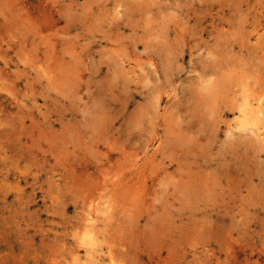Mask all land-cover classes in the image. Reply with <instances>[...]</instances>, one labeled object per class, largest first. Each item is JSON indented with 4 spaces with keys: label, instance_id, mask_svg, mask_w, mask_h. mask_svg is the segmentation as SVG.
Wrapping results in <instances>:
<instances>
[{
    "label": "rangeland",
    "instance_id": "374dc122",
    "mask_svg": "<svg viewBox=\"0 0 264 264\" xmlns=\"http://www.w3.org/2000/svg\"><path fill=\"white\" fill-rule=\"evenodd\" d=\"M87 1L89 0H18V1L8 0V2L7 0H0V11H1L0 13L1 14L0 15V44H1L0 45V53H1L0 54V91L2 92V94L5 95L2 97L0 96V264H88V261L84 262L83 259L82 260L75 259V256L73 254L75 253V250H76L75 255L78 253L77 250L79 251L81 255L86 254L85 246L83 244H80L79 241H83V238L90 239L93 235L96 236V238L98 239V242L100 243L99 245V249L101 250L100 253L103 251V249L107 251L110 245H112L115 248V253L119 251V254L121 255V256L119 255L121 260L118 259L117 262L120 264H133L134 262H136L134 264H168L167 262H169V264H173V263L174 264H264V224H263L264 223L263 222L264 221V150L262 152V149L259 147L260 144L254 145L252 143L254 142L253 140L252 141L245 140V142L246 141L247 142L244 143L243 141L244 139L241 141H238V139L235 140L236 144L238 142L237 145L233 144L235 145L233 146L236 148L235 150V148H233L230 145L231 138L229 137L228 132L233 129L236 135L238 134V132L240 133L238 129L230 128V122H233V124H235V119L239 113L236 110V112H230V114L222 115L220 114L219 111H217L218 105L225 106V103L227 104L230 101L231 102L234 101L233 96L236 101L239 100L238 102L240 101L242 102L244 95L246 93H250L251 95H253L257 93L256 90H259V91L262 90L261 92L264 97V93H263L264 92L263 91L264 82L262 81L264 78V70H263L264 61L262 60L263 58L261 57L260 49H257L256 47L257 44L255 43V41H256L257 36L255 34H251V35L248 34V32L250 33L249 28L251 29L252 26H246L243 28V26L240 25L241 24L240 20H238L237 21L238 23H236V25L231 24L232 22L230 23L229 21H226L225 23L223 22L220 23L219 25L221 27V28L219 27L220 32L215 31V28L212 25L209 26L208 31L201 30L203 26H205L207 23H210V21L206 22L205 13H203L205 11H202L203 10L202 8H204V3L203 2L201 3V1L186 0L187 2H185V0H181V1L179 0L177 1L176 0H172V1L171 0H160L159 2V0H153V1L152 0L151 1L149 0H146V1L145 0H132V1L127 0L128 3H126V0H90V2L92 1L93 3H95V4L92 3L93 5H90L91 3L89 2L88 7L90 8L85 7L87 6L86 5ZM133 1L134 2L136 1V2L133 3ZM190 1L192 2V4L190 3ZM234 1L235 0L230 1V4H232V2L234 3ZM155 2L157 3L163 2L162 4H165V5H162L159 3L157 4ZM252 2L254 3L255 7L254 6L250 7L251 8L250 15L252 16L255 15L254 17L257 18L259 16L258 6H261L262 3H264V0H252ZM124 3L127 6L128 4L130 6L133 3L131 6V8L133 7L132 9L134 12L133 16H131L133 14L131 8L130 10L132 13L129 12L130 11L128 9L129 7L126 9L127 6ZM153 3H155L156 5H153ZM181 3L183 5L180 7L182 8L178 7L179 5H181ZM136 5L138 7H135ZM143 5H145V7H143ZM212 5L213 3L209 4L211 8H212ZM243 6L246 7L247 4ZM99 7L100 9L99 11H97ZM198 7H200L201 10ZM69 8L71 11H68ZM156 8L158 10L160 9L162 10V11L160 10V14H162L161 18L166 19V23L169 24L168 26L166 24V28L164 27L165 24L163 22V19L159 18L160 15H158L159 12ZM165 8L167 11L165 10ZM85 9L86 10L89 9V10H87L86 12ZM115 9L116 11L117 10L123 11L125 9L123 12H121V14L118 11L117 13L121 15L120 17L122 18L121 20H125L124 18H126L127 19V21L125 20L126 22L125 21L120 22L119 15L115 14L116 13L114 11ZM141 9L144 12L145 11L147 12L148 10L147 18L150 15L149 12L152 13V15L149 16L150 19L153 22L157 20V23L161 25L164 24L163 25L164 29L162 28V26L157 27V25L159 24H155L156 22L154 23L156 25L155 26L154 24H152L151 20H149L148 22L145 21V19L148 20L146 18V12L144 15V12H142ZM127 10H129L128 11L129 16L127 12H125ZM186 10L187 12L188 10H190L189 12L192 15V18L190 21H187L188 17L186 18L185 15L182 14L184 13V11L186 12ZM10 11L11 12L15 11V14L14 13L11 14ZM139 11H141L140 14H139ZM155 11L157 12L156 15L158 18L155 17ZM173 11L176 14L177 12H179L176 15L178 16V18L175 15H173L175 14ZM257 11H258V14H257ZM71 12L74 14L72 15ZM168 12H171V13H168ZM212 12L216 14L217 11L214 9L212 10ZM67 13H70V14H67ZM79 13H82V14L84 13V15L81 14L82 15L81 16ZM123 13L124 14L126 13V14L124 15ZM226 13H227V17L231 16L229 15L228 12ZM78 14L80 17L78 16ZM142 14L144 15V17ZM167 14H169L168 15L169 17L166 16ZM202 14H204V16ZM104 15L106 17H104ZM116 15L118 16L117 18H119L118 19L119 21L114 20L116 19L115 17ZM126 15L128 18H130L131 16L130 19L133 18L132 19L133 23L131 22V20L129 22V19L126 17ZM8 16H10L9 18H11L12 20L11 19L9 20ZM15 16H17V18ZM162 16L164 17L166 16L167 18L166 17L164 18ZM69 17L72 20H69ZM101 17H103V20L101 19ZM111 17H113L114 19H112ZM138 17H139V21L138 19H136ZM254 17H252V19H255ZM13 18L15 20L17 19L18 20L15 22ZM258 18L261 21L262 20L264 21V16L262 17L259 16ZM7 19L8 21H11V22L7 23ZM109 19L111 20V22ZM194 19H196V21H193ZM199 19H202V21H200ZM105 20H106V23H102V22H105ZM182 20H183V23H182ZM97 23H99V25ZM127 23L130 24L131 27ZM92 24L95 27L100 26L96 28V30L98 29L97 31L95 30ZM139 24L144 25L145 30L142 27H140ZM132 25H134L133 28H132ZM148 25H151V26H148ZM86 26L88 27L89 32ZM231 26L235 28H232ZM149 27L151 31L153 30L152 32L149 30ZM260 28L262 29L261 31L263 32L264 26H261ZM158 29H159V32L156 31ZM165 29L169 32H167ZM211 29L213 33L209 32ZM227 29H229V31ZM233 29L236 31V36L238 35V33L240 34V37L239 35H238L239 38L237 37L238 39H235L236 36L232 34V32L235 33ZM247 29L248 31H246ZM90 30H93V31H90ZM191 30H193L195 34H193V31ZM25 31L27 32V36H26ZM127 31L129 33H127ZM155 31L157 34L155 33ZM227 31L230 32L229 38H228L229 33H227ZM162 32L164 34H160ZM223 32H225V34H227L228 36L224 35L225 37H223V34H224ZM134 33L135 35L133 38ZM148 33L150 34L148 35ZM165 33L167 34L169 33V35H167L170 37L168 40H166L168 37L167 38L163 37V36H166ZM45 34L47 35V37H49V40H51L50 42L47 41V37ZM119 34H121L120 38H119ZM124 34L126 38L123 36ZM153 34L156 35V37L158 35L159 41L156 38L154 39V37H153L154 40L152 39ZM186 34L188 36L187 40H185V37L183 36ZM231 34L233 35L232 38H231ZM16 35H19V36H16ZM42 35L43 37L44 36L45 37L43 38ZM79 35L80 37L78 38ZM139 35L141 36L140 37L141 41L139 39L137 40V38H139L138 37ZM241 35H244V36L241 37ZM143 36L145 38L147 37L148 38L147 40H149V42H151L150 40H152L151 44H149V42H146V39L143 42L144 40ZM221 36L222 38H219ZM21 37L23 38L25 37L24 38L25 41ZM105 37L108 39H105ZM115 37L116 38L118 37V39L115 40ZM244 37L247 39H245ZM176 38L178 41L176 40ZM71 39H73L74 41ZM119 39H121L120 40L121 42L119 41ZM163 39L167 41L166 43L168 44L171 43L172 45L168 46V44L165 43V46L161 48V46L164 45L163 43L161 44V41ZM219 39H222L220 41L221 45L215 44V43H218L217 41H219ZM132 40L134 42H132ZM156 40L158 41L157 44H156L157 42ZM170 40L171 42H169ZM233 40L235 41L233 42ZM244 40H246L249 43L248 44L246 42L244 43ZM87 41H89L90 43ZM116 41H119V43H116ZM222 41L224 43H222ZM46 42H49V43L46 44ZM68 42H71L70 44L71 45L73 44V45L70 46ZM242 42L244 43V45L239 46ZM225 43L229 44L230 46L225 45ZM132 44L136 46V48ZM196 44L198 45V47H196L197 46ZM207 44L209 47L206 46ZM50 45L53 46V49L52 47H50ZM65 45L66 47L69 46L71 49L69 47L68 49L67 48L61 49V47L63 46L64 48ZM81 45H83V47ZM109 45L111 47V50H110V47H107ZM144 45L145 47L148 48L147 54H145L146 51L142 52ZM156 45L160 47L156 48ZM190 45H192V47ZM100 46H102L101 48L103 49L100 50L99 49ZM121 46L125 47L124 49L127 48V50L122 51L120 48ZM172 46L174 47V53H172V55H175V56H171V54L169 55V53H171V50L170 52H168L170 47L171 49L173 48ZM214 46L218 50V53L216 49L212 48ZM249 46H251L250 49L252 51L249 50ZM113 47L118 48L117 51ZM202 47L203 49H201ZM221 47L222 48L224 47L223 50L225 49L223 53H221L223 51L222 49L220 51ZM226 47H231V48H226ZM45 48L46 49L48 48V49L45 50ZM158 48L160 49L158 50ZM104 49L106 52L107 51L108 52L106 53ZM146 49L144 48V50ZM161 49L163 53L162 52L160 53ZM228 49H229V52H232V54L228 52ZM177 50H178V53L176 52ZM215 50L216 52H213ZM50 51H53L51 52V56L49 55ZM62 51H64L66 54L63 53ZM67 51L69 52L71 51L72 53L71 52L67 53ZM110 51H112V53ZM114 51L116 53L118 52L117 53L118 56L116 53H114ZM148 51L149 52L151 51V52L149 53ZM219 51H220V54H219ZM248 51L250 52L251 55L249 54ZM119 52L120 53L122 52V53L119 54ZM235 52L237 55L234 54ZM251 52H254L255 54ZM164 53L168 55L166 56ZM175 53L178 55V57H176L177 55ZM227 53L229 54V57H224ZM214 54L216 55L218 54V56H215ZM258 54H260V57ZM1 55H4L5 58L1 57ZM74 55H76L77 57ZM108 55H111V56L113 55V57L110 56L111 58L109 60ZM161 55L163 56L165 55L166 57L163 58V56ZM194 55H196V57ZM239 55L240 57H238ZM254 55L255 57H253ZM204 56L206 57L205 58L206 60L203 59ZM230 56H232L231 61L229 59ZM72 57H73V61H72ZM78 57H79L80 63L79 61H76L77 60L76 58ZM93 57L95 60L92 59ZM136 57H137V61H135ZM209 57L210 59L211 58L214 59L215 57L216 60L215 59L210 60ZM114 58H116L118 61H114ZM221 58L222 59L224 58L227 62L224 59L222 60ZM234 58L236 59L238 58L237 59L238 61L236 62V59L234 60ZM252 58L253 59L256 58V60L254 59L255 65H254L253 60H251L252 62L250 61V59ZM151 59H153L154 61H156V63H158L157 71H155V68L153 69V67H151V64L149 65V62ZM174 59H175V62L178 64V68H177L176 63L173 62L176 65L175 67L177 68L176 70L173 68V66H170V65H173L172 63H170V61L172 62V60ZM201 59L202 61H205V62L208 59L209 60L208 62L205 63V62H202ZM107 60H109V62ZM140 60L143 61L140 63L141 66L139 64ZM144 60L147 62L149 60L148 64ZM75 61L78 62L79 64L76 63ZM240 61H242L243 63L242 62L240 63ZM249 61L253 63L255 67L254 66L252 67V64H249L250 63ZM59 62H62L61 64L64 63L62 68H60L61 66L60 64H58ZM68 62H70L71 65H69ZM110 62H113V63H110ZM116 62L118 63V66L120 68L121 66L123 67V65L125 64L126 69L124 67L121 68L122 70L121 72ZM144 62L146 65H144ZM163 62L167 64L165 65ZM179 62H180V65H179ZM246 62L248 63L247 65H245ZM107 63L109 64L110 67L107 65ZM202 63H203V66H202ZM204 63L209 68H205L206 66L204 65ZM213 63H216V64H213ZM57 64L59 65V67ZM65 64H67L66 66L69 65V67L65 68ZM73 64L76 65L75 68H77L76 69L77 71L71 70V69H74V67L72 68ZM222 64H226L228 67H230V69H236V70H233L232 73H229V74L234 73L233 75H230L233 77L229 79L227 78V80H225V84H224V81L220 80V78L223 80L222 74H224L223 71H225V68L221 69ZM243 64L245 66H243ZM257 64L259 65L258 67L256 66ZM56 65L58 69L59 68L61 69L60 72L59 70H57ZM190 65L192 67L194 66V68L192 69ZM116 66L118 67L117 71L119 72L120 70V72L122 74L125 73L126 76L124 75V77H122V74L119 72L120 74L118 73L119 75L118 74L117 75H118V78L121 75L120 76L121 78L118 79L116 77L117 71H115ZM142 66L143 67L145 66V68L147 69H143ZM248 66L250 68L252 67L251 70H249L250 71L249 75L248 73L246 74L245 72V71L248 72V69H249ZM46 67L47 68L49 67V69H46ZM70 67H71L70 69L71 72L68 73L69 71L67 69H69ZM130 67H132L133 69H136L137 71L128 73L126 70L130 69ZM139 68H141V70L142 71L144 70L145 72L144 71L141 72ZM254 68H256V70L258 69L257 73L254 72ZM112 69L114 70V72H112L113 71ZM216 69L220 71L217 72ZM147 70L150 73L149 74L150 76L153 74L151 78L153 82L156 84L151 85L152 80L151 82H149L148 81L149 79L147 80L143 78L144 77L143 74H146ZM168 70H169V73H168ZM194 70L196 72H194ZM242 70L243 72L241 73ZM50 71L53 73L51 74ZM105 71H106V74H105ZM164 71L167 72L166 75ZM259 73L261 74L259 75ZM53 74L56 75L57 80H60L59 82L56 80L55 75ZM112 74L114 75L112 76ZM47 75L51 76V78H48ZM133 75H139L142 78L140 77L138 80L134 78L131 80L130 77ZM188 75H191L190 77L191 78L193 77L192 80H194L195 82L192 81ZM106 76L114 77L116 79L115 82L113 80L114 78L111 77L110 79ZM210 76L213 78L216 77L215 79H218L217 77H220L219 78L220 83L218 82L217 84L218 86L217 85H215L214 87L212 86L213 88L215 87L218 88L217 90L218 92L214 95H210L211 99H209L208 98L209 96H207L206 98L207 100H205V97H206L205 94H208V90H209V89L207 91L205 90L206 85L209 88L212 85V84L210 85L209 83H207V78H211ZM261 76H263V78ZM102 77H103V80H102ZM240 77H242L243 79H241ZM72 79H75V80L73 81ZM157 79L159 80L156 81ZM237 79H239L240 81ZM54 80L57 82L56 84ZM67 81H69L68 83L71 82L73 84L70 83L71 86H69ZM253 81L256 82L257 85L256 83L252 84ZM49 82H50V85H48ZM75 82L76 84L79 83L78 84L79 86L76 85ZM99 82H101L102 86L100 85ZM187 82L190 85H188ZM239 82L241 83L239 84ZM103 83H104V86L106 85L108 87L106 88L105 86V88H103L104 87ZM157 83L159 84V87H155V86H158ZM262 83H263L262 85L263 87L260 85ZM74 84H75V87L71 89L72 86H74ZM87 84H89L88 89H90V91L87 90L86 88ZM141 84H144L143 85L144 87ZM226 84H228L229 86ZM63 85H65L64 87H67V89L64 88ZM182 85L184 86L188 85L190 90L187 89L188 91L186 92V90L183 89L184 87H182ZM49 86H51L50 90H49ZM199 86L203 88V90L199 89L200 88ZM238 86L241 88H239ZM126 88L129 93L126 91ZM145 88L148 91L150 90L149 94L146 93L147 90H145ZM157 88H159L160 91ZM53 89L56 91H60V92L57 93ZM175 89L177 90V92ZM235 89H237L238 91ZM152 90L154 92H152ZM191 90H192V93L193 91L195 92L196 90L201 91V92L196 91L198 96L196 94L195 95L193 94V95L195 96L196 99L201 98L202 100L201 99L200 100L202 104L201 103L199 104L198 102L193 101L195 100V98L191 96ZM70 91H72V93ZM233 91H236V92H234L233 94ZM242 91L244 93H242ZM73 92L74 93L76 92L75 96ZM95 92H96V95H95ZM151 92L155 94L152 95ZM97 94H99L100 96ZM157 94H159L158 97H157ZM70 95L72 96V98L70 97ZM80 95L82 97H80ZM91 95L94 99L96 98V100H94L95 102L93 101V98L91 97ZM65 96H67L68 99L70 100L65 98ZM97 96H99V98ZM111 96L112 98L116 96L118 98L116 97L117 100L116 98L112 99ZM125 96L127 98H125ZM150 96L151 98L153 97L155 99V102H153L154 101L153 98H152L153 100L150 101L151 99ZM226 96H228V98ZM235 96L238 97V99H236ZM73 97H75L76 99ZM145 97L148 99H146ZM221 97L224 103L221 101ZM79 99H81L82 102ZM97 99L99 100L97 101ZM83 101H85L86 103H84ZM120 101H122L123 103ZM147 101L151 102L153 107L151 103ZM70 102H73V103H70ZM93 102L96 105L98 103H101V104H98L96 106ZM190 102H194V103L192 104ZM172 103H173V107L171 106ZM174 103H176L178 106L177 105L174 106L175 105ZM85 104H86V107H85ZM102 104H104L105 106H103V108L100 109V105L102 106ZM195 104L198 106V108H195L197 107ZM78 105L80 106V108ZM193 105H195V107H193ZM209 105L211 107V108L209 107L210 109L207 108ZM81 107L85 111H87L86 109L90 107L87 111V112L90 111V113H86L85 111H83L82 113ZM104 107H106L105 110H104ZM142 107L144 108L143 110H141ZM205 107L207 108L206 110H205ZM145 108H146V113L144 114L142 113V111H144ZM196 109L198 110V112L202 114L204 113L203 114L204 119L202 118L203 116L202 117L200 116L202 114L198 113ZM93 110L95 111V113H93ZM101 110L103 111L102 115L105 114L103 116L101 115L102 118L99 115V112L101 113ZM137 110H139L141 114ZM201 110H204V111H201ZM207 110L208 112H206ZM105 111H108V113ZM47 112L49 115L47 114ZM96 112H98L97 113L98 117L94 115L96 114ZM169 112L171 114V116L169 117L172 118V120L174 121L170 120L169 118L167 119V116L170 115ZM193 112L195 113V116ZM91 113L96 123H94L93 119L92 120L90 119ZM113 113H116L114 118H113L114 116ZM151 113H153L154 115ZM166 113H168V115ZM208 113L209 114L211 113L212 115H210L209 117V115L207 116ZM164 114L166 117H164ZM196 114L198 115L196 116ZM137 115L139 116L137 117ZM144 116L145 117L148 116V117L144 118ZM103 117H105L104 121H106V123L105 122L103 123ZM199 117H201V120ZM206 117L208 118L207 121H206ZM99 118L101 119L99 120ZM175 118L178 120L179 122L178 124ZM144 119H145V122L147 120V123H149L148 121L153 119L151 120L153 122L151 127H153L154 129L149 127L151 122L148 125L144 124L145 123L143 122ZM64 120L66 121L65 123H64ZM134 120H137V121L134 122ZM138 120L141 123H139ZM169 120L172 122L168 123ZM79 121H81L83 124ZM88 121L90 123H88ZM99 121L100 122L102 121L101 124H104L106 128L103 125L99 124ZM200 121L202 122L200 123ZM142 123L146 125V126H143L144 129L147 128L146 131L143 129L140 130L142 126L140 124ZM65 124H67V127ZM88 124H91V125L94 124L93 126L95 127H92L89 125L90 128H88L89 127ZM137 124L139 125V127ZM165 124L167 125V127L164 126ZM100 125L102 128L99 127ZM168 125L171 126L173 130ZM33 127H36V128H33ZM49 127L52 129L56 128L59 132L55 129L56 130V133H55V130L50 129ZM72 128H74L75 130ZM91 128L92 129L96 128L98 129L99 132L92 133L93 131H96V130L91 131ZM137 128H138V131H137ZM174 128H177V129L174 130ZM199 129H201V131ZM202 129H205V130H202ZM165 130L167 131V134L166 133L164 134L163 131ZM147 131L149 132L146 133ZM176 131L180 133V135L177 133L178 136H181V134L182 135L184 134L185 136H187V138L184 137L186 140L181 137H180L181 139L177 138L178 136L176 135ZM181 131H184V132H181ZM39 132H42V133H39ZM53 132L55 133L54 135H53ZM139 132H141L140 133L141 135H139ZM144 132L147 135L146 137H143L145 136L143 134ZM37 133H39V137H37L38 136ZM42 134L43 135L46 134V136L43 137ZM52 135L54 139L57 137L59 138L57 142L52 139ZM92 135H95V136H92ZM164 135L165 137L169 136L168 139L163 137ZM33 136L36 139H34ZM141 136L145 139V141L142 140ZM250 136H251V133H250ZM81 137H84V139ZM46 138L48 140H46ZM104 138L108 140V143ZM173 138H175V140H173ZM208 138H209V141H208ZM80 139L81 140L83 139V140L81 141ZM100 139H102L103 141ZM166 139L169 142L167 144H166V141H164ZM34 140L38 141L39 143L38 144L34 143L36 142ZM79 140L81 142H77ZM115 140L117 141L116 145H114L116 143ZM187 140L189 141L190 144L186 143ZM227 140H229L228 144L225 143ZM87 141L90 143V145L87 144L88 143ZM180 141L182 142V144ZM64 142L65 143L68 142L69 145L65 144ZM200 142H203V143L200 144ZM248 142L251 144H249ZM73 143H75L76 146H74ZM80 143H83V145L85 146L83 147V145ZM198 143L201 146L197 145ZM239 143L240 144L242 143V146ZM77 144H79L80 146H78ZM223 144L226 145L224 146L225 149L223 147ZM244 144H246V146ZM163 145L165 147H163ZM251 145H254V146H251ZM86 146H88L87 149H85ZM173 146H177V148ZM147 147L149 150L147 149ZM66 148H68L69 150L67 149L68 150L67 151ZM90 148H93V149H90ZM163 148H165L164 149L165 151L161 150ZM186 148H188L189 150ZM229 148H232V149H229ZM167 149L169 150L168 151L169 153L171 151V154L172 153L173 154L169 155V153L167 152ZM222 149L224 151H222ZM226 149L228 150V152ZM256 149H257L256 151L257 154L255 153ZM50 150L52 152H50ZM93 150H96V151L93 152ZM173 150L175 153L173 152ZM54 151H56V154H54L55 153ZM221 151H222V156L220 153ZM73 152L75 154H73ZM98 152L100 153L102 152V153L99 154ZM58 153L60 156H58ZM250 153L252 156L249 155ZM245 154H248L249 156ZM54 155H56L55 159H54ZM167 155L171 156V158ZM182 159H184L183 162H182ZM246 159H248V162L244 161ZM151 165H153L154 170H151L152 168ZM179 165L182 168V170L185 169L186 172L183 171L184 173H182L181 172L182 170H180L181 168L178 167ZM160 166H162V168ZM99 167L101 168L99 169ZM108 168L109 170L107 172ZM178 168H179V171H177ZM114 169L115 171H113ZM186 169H188L189 171ZM152 171L153 173H151ZM167 172H169L170 174H165ZM107 173L109 175H107ZM110 174L111 175L113 174V176H111ZM94 175L95 176L97 175V176L95 177ZM105 175L106 177H104ZM80 176L83 177V179L80 178ZM109 176L111 177L109 178ZM97 177L99 179H97ZM160 177H162V179H166V181L168 180L170 181L171 178H174L176 181L174 185L176 186L172 184V182H174L173 181L174 179L171 180L170 183L169 181L165 183V180L162 181ZM107 178L110 181H108ZM139 178H141V180H139ZM103 179H105L106 181ZM112 179L114 180V182ZM181 179L184 181V187L182 185L180 186V181H182ZM220 179L222 181L223 180L227 181L228 179H231L232 180L231 183L235 186V189H232V190L227 189L226 190L227 193L225 192V194H220V195H216L215 192H212L210 199L209 198H204L203 200L199 199V197L202 195V193L201 194L199 193L200 187L202 185L203 187L201 188L206 189L208 183L212 184L213 182L215 183L216 181H219ZM92 181L94 183L90 184V182ZM182 182L181 184H183ZM159 183H161L162 186ZM69 184H71L72 186ZM164 184L165 185L167 184L166 188L163 186ZM85 185L87 186L85 187ZM204 185L206 187H204ZM158 186L164 187L165 190L163 188H162L163 190H161L160 187ZM179 186L180 188H178ZM197 186H198V189H196ZM70 187L71 189L69 190ZM190 187L193 189V191L191 190ZM65 189H67L68 191ZM190 190L193 193L190 192ZM156 192L158 193V195ZM189 192H190L189 194L190 196L187 195ZM195 192L197 194H195ZM161 193H163V195ZM198 193L200 195H198ZM139 194H141V196ZM126 195L129 197H127ZM173 195L177 199L173 197ZM237 195H238V198H237ZM118 196H119V199H118ZM134 196H136V198ZM153 196L154 197L156 196V198L153 199ZM194 196L196 197L194 198ZM159 197L161 198L162 202L160 201ZM186 197L188 200L189 199L191 200L187 201ZM242 197L245 198L246 201ZM167 199H168L169 205L166 202ZM178 199L179 201H177ZM206 201H208L209 204H207ZM97 202L99 203L97 204ZM185 202L188 203L187 204L188 206L186 205ZM161 203L162 204L164 203V206L162 205L163 207L167 206L165 209L167 210L168 213L165 210H163L164 208L161 206ZM210 203H212L213 205ZM134 204L137 206H135ZM128 205L131 206V209L128 207ZM156 207L157 209H155ZM243 207H246V208L243 209ZM126 208L127 209L129 208L128 210L131 213H129V211H127ZM247 208H249V210H247ZM123 209L125 211H122ZM241 210H243L242 212L244 213L242 215H239L238 212H240ZM124 212L127 214H125ZM132 212H133V216L127 217L128 213L130 215L132 214ZM164 212H166V214ZM122 213L126 215L125 216L126 218L124 217V214ZM160 213L161 215H163L162 218L161 216H158L157 218V215H160ZM172 214L174 215V217ZM118 215L120 216L118 217ZM122 215H123V218H122ZM170 215H172V218ZM149 216L152 218L150 219ZM176 216H179V217L176 218ZM203 216L205 219L203 218ZM235 216L236 218L234 219L233 217ZM129 217H132V219L134 217L136 218L132 220ZM128 218L131 219V221L128 220ZM120 219H121L122 224L120 223ZM122 219L125 221H123ZM112 220H113V223H112ZM117 220L119 221V223L117 222ZM180 221L183 225L180 223ZM92 222L95 224H92ZM147 223L151 225L150 226L151 228L149 227ZM118 224L123 228H120ZM146 225H148V227ZM181 225L183 226V228ZM189 225L191 226L189 227ZM95 229H99V230L95 231ZM117 229L119 230L118 232L116 231ZM128 229L129 230L131 229V230L129 231ZM124 230L125 232H128V233L125 234ZM122 231L124 232V235ZM163 231H164L165 237L161 235ZM200 231L202 232L201 234L202 236L200 235ZM119 232H121L120 235H119ZM210 235L212 237H209ZM120 236L124 238H121ZM175 240H176V243H175ZM151 241L154 243H151ZM170 248L172 249V252ZM142 249H144V251ZM173 251H175L176 253L175 252L173 253ZM130 254L132 255L130 256ZM105 255L107 256V254ZM108 261H109L108 258L102 259L101 263L106 264Z\"/></svg>",
    "mask_w": 264,
    "mask_h": 264
},
{
    "label": "bare ground",
    "instance_id": "6f19581e",
    "mask_svg": "<svg viewBox=\"0 0 264 264\" xmlns=\"http://www.w3.org/2000/svg\"><path fill=\"white\" fill-rule=\"evenodd\" d=\"M11 1H12V0H11ZM17 1H18V0H17ZM130 1H132V0H130ZM145 1H146V0H145ZM149 1H151V0H149ZM152 1H153V0H152ZM171 1H172V0H171ZM176 1H177V0H176ZM179 1H181V0H179ZM179 1H178V2H179ZM188 1H189V0H188ZM193 1H201V3H202V2L204 3V8H202V9H203L202 11H205V12H203V13H205V19H206V22H207V21H210V23H207L205 26H203V27L201 28V30L208 31L209 26L212 25V26H214L215 31L220 32V28H221V27L219 26L220 23H222V22L225 23L226 21H229L230 23L232 22L231 24L236 25V23H238V22H237L238 20H240V23H241L240 25L243 26V28L246 27V26H252L251 29L249 28L250 33L248 32V34H250V35H251V34H255V35L257 36V37H256V41H255V43L257 44L256 47H257V49H260L261 57L263 58L262 60L264 61V31L262 32V31H261L262 29L260 28L261 26H264V21H263V20L261 21V20L258 18L259 16H260V17L264 16V10H263V9H264V3H262V5H261L262 7H261V6H258V9H259V16L256 18V17H254L255 15H254V16L250 15V14H251V8H250V7L254 6V3L252 2V0H235L234 3L232 2V4H230V1H232V0H193ZM7 2H8V0H7ZM87 2H88V4H87ZM87 2H86V5H87V6H85V7L90 8V7H88L90 0L87 1ZM95 2H97V1H95ZM135 2H136V1H135ZM135 2L133 1V3H135ZM137 2H138V1H137ZM159 2H160V0H159ZM159 2H158V3H159ZM164 2H165V1H164ZM178 2H177V3H178ZM185 2H187V1L185 0ZM90 3H91L90 5L95 4V3H93L92 1H91ZM92 3H93V4H92ZM98 3H99V2H98ZM126 3H128L127 0H126ZM133 3H132V4H133ZM143 3H144V2H143ZM143 3H141V4H143ZM155 3H157V2H155ZM155 3H153V5H156ZM158 3H157V4H158ZM162 3H163V2H162ZM162 3H159V4H162ZM171 3H172V2H171ZM190 3L192 4L191 1H190ZM190 3H188V4H190ZM201 3H200V4H201ZM210 3H213L212 8H211V6H209ZM259 3H260V2H259ZM124 4H125V3H124ZM132 4H131L130 6H129V4H128V6L125 4V5L127 6L126 9L129 7L128 9L130 10ZM146 4H147V3H146ZM146 4H145V5H146ZM174 4H175V3H174ZM188 4H187V6H188ZM245 4H247L246 7L243 6V5H245ZM257 4H258V3H257ZM116 5H117V3H116ZM125 5H124V7H125ZM145 5H143V7H145ZM162 5H165V4H162ZM177 5H178V4H177ZM182 5H183V4L181 3V5H179L178 7H180V6H182ZM185 5H186V3H185ZM259 5H260V4H259ZM119 6H120V5H119ZM140 6H141V5H140ZM147 6H148V5H147ZM147 6H146V8H147ZM159 6H160V5H159ZM171 6H173V5H171ZM191 6H192V5H191ZM199 6H200V5H199ZM116 7H117V6H116ZM135 7H138V6L136 5ZM135 7H134V9H135ZM150 7H151V6H150ZM163 7H164V6H163ZM254 7H255V6H254ZM132 8H133V7H132ZM132 8H131V10H132V12H133V9H132ZM146 8H145V10H146ZM148 8H149V7H148ZM180 8H182V7H180ZM198 8H200V7H198ZM262 8H263V9H262ZM67 9H68V8H67ZM99 9H100V7L98 8L97 11H99ZM113 9H114V8H113ZM118 9H119V8H118ZM138 9H139V8H138ZM156 9H157V8H156ZM169 9H170V8H169ZM176 9H177V8H176ZM178 9H179V8H178ZM214 9L217 11L216 14H214V13L212 12V10H214ZM85 10H86V9H85ZM87 10H89V9H87ZM87 10H86V12H87ZM124 10H125V9H124ZM124 10H123V11H124ZM129 10L125 11V12H127L128 16H129V13H128ZM131 10H130L129 12H131ZM141 10H142V9H141ZM149 10H150V9H149ZM157 10H158V9H157ZM160 10H161V9H160ZM160 10H158V12H159L158 15H160L159 18H161V15H162V14H160ZM165 10H166V8H165ZM200 10H201V8H200ZM68 11H71L70 8H69ZM83 11H84V10H83ZM97 11H96V12H97ZM114 11L116 12V13H115V12H114V13L117 14V15H119V13L121 14V12H123V11H121V10H117V11L119 12V13H117L116 9H115ZM161 11H162V10H161ZM163 11H164V10H163ZM166 11H167V10H166ZM169 11H171V10H169ZM189 11H190V10H188V12H187V10H186V12L184 11V13H182V14L185 15L186 18L188 17V18H187V21H190L191 18H192V15H191V13H190ZM202 11H201V12H202ZM254 11H255V10H254ZM132 12H131V13H132ZM137 12H138V11H137ZM140 12H141V11H139V14H140ZM142 12H144V11L142 10ZM145 12H146V11H145ZM145 12H144V15H145ZM147 12H148V10H147ZM147 12H146V18H147ZM173 12H174V11H173ZM226 12H228L229 15H231V16L227 17V13H226ZM0 13H1V11H0ZM10 13H11V14H13V13L15 14V11H12V12L10 11ZM71 13H72V12H71ZM94 13H95V12H94ZM156 13H157V12L155 11V17H157ZM161 13H162V12H161ZM168 13H171V12H168ZM174 13H175V12H174ZM178 13H179V12H177V14H178ZM11 14H10V15H11ZM44 14H45V13H44ZM67 14H70V13H67ZM73 14H74V13H72V15H73ZM76 14H77V13H76ZM76 14H75V15H76ZM79 14L81 15L82 13H79ZM79 14H78V16H79ZM91 14H92V13H91ZM95 14H96V13H95ZM97 14H98V13H97ZM101 14H102V12H101ZM115 14H113V15H115ZM123 14H124V13H123ZM125 14H126V13H125ZM125 14H124V15H125ZM149 14L152 15V13H150V12H149ZM149 14H148V15H149ZM165 14H166V13H165ZM177 14L175 13V14H173V15L176 16ZM257 14H258V11H257ZM0 15H1V14H0ZM4 15H5V14H4ZM6 15H7V14H6ZM82 15H84V13H83ZM82 15H81V16H82ZM113 15H112V16H113ZM117 15L115 16L116 19H114L113 17H111V18L114 19L115 21H117V20L121 17V15H119V18H117V17H118ZM124 15H123V16H124ZM133 15H134V12H133V14H132L131 16H133ZM142 15H143V14H142ZM144 15H143V17H144ZM150 15H149V16H150ZM168 15H169V14H167L166 16H168ZM170 15H171V14H170ZM202 15L204 16V14H202ZM2 16H3V15H2ZM17 16H18V15H17ZM17 16H15V17L17 18ZM102 16H103V15H102ZM123 16H122V17H123ZM131 16H130V18H131ZM149 16H148V18H147L148 20L145 19V21L148 22L149 20H151ZM166 16H165V17H166ZM203 16H202V17H203ZM9 17H10V16H8V19L10 20L11 18H9ZM11 17H13V16H11ZM15 17H14V18H15ZM18 17H19V16H18ZM45 17H46V16H45ZM76 17H77V16H76ZM79 17H80V16H79ZM104 17H106V16L104 15ZM126 17H127V15H126ZM140 17H141V16H140ZM162 17H164V16H162ZM165 17H164V18H165ZM168 17H169V16H168ZM176 17L178 18V16H176ZM202 17H201V18H202ZM252 17H254L255 19H252ZM3 18H4V17H3ZM14 18H13V19H14ZM91 18H92V16H91ZM97 18H98V16H97ZM99 18H100V17H99ZM127 18H128V17H127ZM130 18H128V19H129V22H130V20H131V22L133 23V21H132L133 18H132V19H130ZM157 18H158V17H157ZM166 18H167V17H166ZM170 18H171V17H170ZM180 18H181V17H180ZM215 18H216V19H215ZM8 19H7V23H8V22L10 23L11 21H8ZM19 19H20V18H19ZM67 19H68V18H67ZM101 19L103 20V17H101ZM121 19H122V18H120V22H121V21L124 22L125 20L127 21L126 18H124L125 20H121ZM136 19H138V21H139V17L136 18ZM161 19H163V18H161ZM251 19H252V20H251ZM257 19H258V20H257ZM11 20H12V19H11ZM17 20H18V19H17ZM17 20L14 19L15 22H16ZM69 20H72V19L69 17ZM73 20H74V19H73ZM94 20H95V19H94ZM94 20H93V21H94ZM99 20H100V19H99ZM109 20H110V19H109ZM153 20H154V19H153ZM199 20L202 21V19H199ZM231 20H232V21H231ZM118 21H119V20H118ZM126 21H125V22H126ZM151 21H152V20H151ZM193 21H196V19H194ZM5 22H6V20H5ZM94 22H95V21H94ZM98 22H99V21H98ZM110 22H111V20H110ZM123 22H122V24H123ZM155 22H156V23H155ZM155 22L152 21V24H154V23H155V24H159V23H157V20H156ZM163 22H164V24H165L164 27L166 28V24H167V23H166V19H163ZM229 22H228V23H229ZM95 23H96V22H95ZM102 23H106V20H105V22H102ZM117 23H118V22H117ZM182 23H183V20H182ZM230 23H229V24H230ZM97 24L99 25V23H97ZM97 24H96V25H97ZM124 24H125V23H124ZM127 24H128V23H127ZM127 24H126V25H127ZM155 24H154V25H155ZM164 24H163V25H164ZM32 25H33V24H32ZM88 25H89V24H88ZM92 25H93V24H92ZM98 25H97V26H98ZM110 25H111V23H110ZM110 25H109V26H110ZM128 25L130 26V24H128ZM139 25H140V24H139ZM163 25L159 24V25H157V27H158V26H159V27L162 26V28H163ZM168 25H169V24H167V26H168ZM178 25H179V24H178ZM192 25H193V24H192ZM9 26H10V25H9ZM17 26H18V25H17ZM93 26H94V25H93ZM116 26H117V25H116ZM133 26H134V25H132V28H133ZM146 26H147V25H146ZM148 26H151V25H148ZM155 26H156V25H155ZM184 26H186V25H184ZM184 26H182V27H184ZM237 26H238V25H237ZM15 27H16V25H15ZM86 27H87V26H86ZM98 27H100V26H98ZM98 27H95V26H94L95 30H96V28H98ZM130 27H131V26H130ZM140 27H142V28L144 29L145 26L141 24ZM187 27H188V26H187ZM219 27H220V28H219ZM231 27H232V26H231ZM231 27H230V28H231ZM20 28H21V27H20ZM66 28H67V27H66ZM94 28H93V29H94ZM152 28H153V26H152ZM232 28H235V27H232ZM39 29H40V28H39ZM87 29H88V27H87ZM115 29H116V28H115ZM154 29H155V28H154ZM160 29H161V28H160ZM163 29H164V28H163ZM167 29H168V28H167ZM178 29H179V28H178ZM218 29H219V31H218ZM224 29H225V27H224ZM240 29H241V27H240ZM95 30H94V31H95ZM97 30H98V29H97ZM97 30H96V31H97ZM132 30H133V29H132ZM144 30H145V29H144ZM146 30H148V29H146ZM149 30H150V27H149ZM165 30H166V29H165ZM165 30H164V31H165ZM182 30H183V29H182ZM227 30L229 31V29H227ZM230 30H231V29H230ZM86 31H87V30H86ZM90 31H93V30H90ZM150 31H151V30H150ZM152 31H153V30H152ZM152 31H151V32H152ZM156 31L159 32V29L156 30ZM156 31H155V33H156ZM166 31H167V30H166ZM166 31H165V32H166ZM179 31H180V30H179ZM191 31H193V30H191ZM228 31H227V33H229V36H228L227 34H225V32H223V33H224V34H223V37H225L224 35H227L228 38L230 37V32H228ZM233 31H235V30L233 29ZM242 31H243V30H242ZM242 31H241V32H242ZM246 31H248V29H247ZM246 31H245V32H246ZM23 32H24V31H23ZM75 32H76V31H75ZM88 32H89V29H88ZM105 32H106V31H105ZM105 32H104V33H105ZM118 32H119V31H118ZM132 32H133V31H132ZM147 32H148V31H147ZM160 32H161V31H160ZM167 32H169V31H167ZM209 32H210V33H213L212 29H211ZM245 32H244V33H245ZM9 33H10V32H9ZM13 33H14V32H13ZM13 33H12V34H13ZM25 33H26V36H27V32H26V31H25ZM90 33H91V32H90ZM127 33H129V32L127 31ZM21 34H23V33H21ZM41 34H42V33H41ZM47 34H48V32H47ZM56 34H57V33H56ZM82 34H83V33H82ZM91 34H92V33H91ZM146 34H147V33H146ZM149 34H150V33H148V35H149ZM156 34H157V33H156ZM160 34H164V33L162 32V33H160ZM165 34H166V36H163V37H166V38L168 37V38L166 39V40H168V39L170 38L169 36H167V35H169V33H168V34L165 33ZM193 34H195L194 31H193ZM200 34H201V33H200ZM218 34H219V33H218ZM220 34H221V33H220ZM232 34L236 36V31H235V33L232 32ZM232 34H231V38H232V36H233ZM241 34H242V33H241ZM245 34H246V33H245ZM43 35H44V34H43ZM43 35H42V37H43ZM45 35H46V34H45ZM120 35H121V34H119V38H120ZM134 35H135V33L133 34V38H134ZM177 35H178V34H177ZM189 35H190V34H189ZM212 35H213V34H212ZM215 35H216V34H215ZM215 35H214V36H215ZM238 35H239V37H240V34H239V33H238ZM238 35L236 36L235 39H238V38H239ZM14 36H15V34H14ZM16 36H19V35H16ZM24 36H25V34H24ZM52 36H54V35H52ZM67 36H68V34H67ZM72 36H73V35H72ZM106 36H108V35H106ZM109 36H110V35H109ZM123 36L125 37V34H124ZM127 36H128V35H127ZM183 36L185 37V40H187V38H188L187 34H186V35H183ZM217 36H218V35H217ZM235 36H234V37H235ZM243 36H244V35H241V37H243ZM44 37H45V36H44ZM44 37H43V38H44ZM46 37H47V35H46ZM70 37H71V36H70ZM79 37H80V35L78 36V38H79ZM82 37H83V36H82ZM138 37H139V38H137V40L139 39V40L141 41V38H140L141 36L139 35ZM143 37H144V36H143ZM153 37H154V39L156 38V39L158 40V35H157V37H156V35L153 34L152 39H153ZM237 37H238V38H237ZM15 38H16V37H15ZM21 38L25 41V39H24L25 37H24V38L21 37ZM66 38H68V37H66ZM125 38H126V37H125ZM150 38H151V37H150ZM171 38H172V37H171ZM209 38H210V37H209ZM211 38H212V36H211ZM219 38H222V36L219 37ZM244 38H245V37H244ZM41 39H42V38H41ZM45 39H46V38H45ZM45 39H44V40H45ZM62 39H64V38H62ZM89 39H90V38H89ZM105 39H108V38L105 37ZM116 39H118V37H117V38L115 37V40H116ZM143 39H144L143 42L145 41V39H146V42H149V40H147V39H148L147 37H146V38L144 37ZM154 39H153V40H154ZM214 39H215V38H214ZM214 39H213V40H214ZM217 39H218V38H217ZM245 39H247V38H245ZM66 40H68V39H66ZM71 40H73V39H71ZM120 40H121V39H119V41H120ZM129 40H130V38H129ZM157 40H156V41H157ZM166 40L163 39V40L161 41V44H162V43L164 44V45L161 46V48H162L163 46H165V43L167 42ZM174 40H175V39H174ZM176 40H177V38H176ZM213 40H211V41H213ZM215 40H216V39H215ZM215 40H214V41H215ZM221 40H222V39H219V41H217L218 43H215V44H218V45H219ZM47 41H49V42L51 41V40H49V37H47ZM73 41H74V40H73ZM83 41H85V40H83ZM89 41H90V40H89ZM89 41H87V42H89ZM119 41H116V43H119ZM123 41H124V40H123ZM150 41L152 42V40H150ZM158 41H159V40H158ZM158 41L156 42V44L158 43ZM164 41H165V42H164ZM177 41H178V40H177ZM200 41H201V39H200ZM234 41H235V40H233V42H234ZM236 41H237V40H236ZM43 42H45V41H43ZM49 42H46V44L49 43ZM113 42H114V41H113ZM120 42H121V41H120ZM132 42H134V41L132 40ZM151 42H149V44H151ZM169 42H171V40H170ZM225 42H226V40H225ZM238 42H239V41H238ZM240 42H241V41H240ZM245 42H246L247 44L249 43V42H247L246 40H244V43H245ZM53 43H54V41H53ZM63 43H64V42H63ZM66 43H67V42H66ZM68 43L70 44L71 42H68ZM85 43H86V42H85ZM89 43H90V42H89ZM137 43H138V42H137ZM180 43H181V42H180ZM209 43H211V42H209ZM222 43H224V42L222 41ZM235 43H236V42H235ZM244 43L242 42L239 46L244 45ZM20 44H21V43H20ZM46 44H45V46H46ZM121 44H122V43H121ZM121 44H120V45H121ZM149 44H148V46H149ZM166 44H168V43H166ZM169 44H170V45H169ZM169 44H168V46H171V45H172L171 43H169ZM191 44H192V43H191ZM231 44H232V43H231ZM247 44H246V45H247ZM0 45H1V44H0ZM21 45H22V44H21ZM53 45H54V44H53ZM72 45H73V44H72ZM72 45L70 44V46H72ZM74 45H75V44H74ZM87 45H89V44H87ZM132 45H133V44H132ZM146 45H147V43H146ZM184 45H185V44H184ZM196 45H197V44H196ZM196 45H195V46H196ZM198 45H199V43H198ZM198 45H197L196 47H198ZM211 45H212V44H211ZM220 45H221V44H220ZM225 45L230 46V45L227 44V43H225ZM48 46H49V44H48ZM63 46H64V45H63ZM63 46L61 47V49H65V48L68 49V47H69V46L66 47V45H65V47L63 48ZM81 46L83 47V45H81ZM85 46H86V45H85ZM133 46H134V45H133ZM151 46H152V45H151ZM190 46L192 47V45H190ZM204 46H205V45H204ZM206 46H208V44H207ZM212 46H213V45H212ZM222 46H223V45H222ZM9 47H10V46H9ZM50 47H52V49H53V46L50 45ZM101 47H102V46H100V48H99L100 50L103 49V48H101ZM107 47H110V45L107 46ZM116 47H117V46H116ZM116 47H113V48L117 51L118 48H116ZM134 47L136 48V46H134ZM157 47H160V46H157V45H156V48H157ZM166 47H167V46H166ZM166 47H165V49H166ZM172 47H173V46H172ZM177 47H178V46H177ZM208 47H209V46H208ZM214 47H215V46H214ZM214 47H212V48H213V49H216V47H215V48H214ZM243 47H244V46H243ZM243 47H242V48H243ZM252 47H254V46H252ZM69 48H70V47H69ZM120 48H121L122 51H123V50H127V48L124 49L125 47H123V46H121ZM122 48H123V49H122ZM144 48L146 49L147 47H145V45H144ZM144 48H143V51H142V52L146 51L145 54H147V50H148V48H147L146 50H144ZM150 48H151V47H150ZM175 48H176V47H175ZM194 48H195V47H194ZM223 48H224V47H223ZM223 48L221 47V48H220V51H221V49L223 50ZM226 48H231V47H226ZM250 48H251V46H249V50H251ZM7 49H8V48H7ZM47 49H48V48H47ZM47 49L45 48V50H47ZM70 49H71V48H70ZM79 49H80V48H79ZM81 49H82V48H81ZM84 49H85V47H84ZM105 49H106V48H105ZM105 49H104V51H105ZM153 49H154V48H153ZM159 49H160V48H158V50H159ZM168 49H169V48H168ZM176 49H177V48H176ZM183 49H184V48H183ZM191 49H192V48H191ZM201 49H203V47H202ZM218 49H219V48H218ZM72 50H73V49H72ZM110 50H111V47H110ZM119 50H120V49H119ZM121 50H120V51H121ZM128 50H129V49H128ZM170 50H171V53H169V55L171 54V56H175V55H172V53H174V47H173L172 49H171V47H170V49L168 50V52H170ZM207 50H208V49H207ZM216 50H217V49H216ZM216 50L213 51V52H216ZM64 51H65V50H64ZM64 51H62V52L65 53ZM73 51H74V50H73ZM104 51H103V52H104ZM138 51H139V49H138ZM172 51H173V52H172ZM220 51H219V54H220ZM224 51H225V49H224L221 53H223ZM251 51H252V50H251ZM51 52H53V51H50V53H49L50 56H51ZM68 52H69V51H67V53H68ZM70 52H71V51H70ZM70 52H69V53H70ZM105 52H106V51H105ZM107 52H108V51H107ZM107 52H106V53H107ZM110 52L112 53V51H110ZM148 52H149V51H148ZM150 52H151V51H150ZM150 52H149V53H150ZM154 52H155V51H154ZM161 52H162V49H161L160 53H161ZM176 52L178 53V50H177ZM182 52H183V51H182ZM182 52H181V54H182ZM202 52H203V50H202ZM209 52H210V51H209ZM226 52H227V50H226ZM228 52H229V49H228ZM248 52H249V51H248ZM256 52H257V51H256ZM71 53H72V52H71ZM114 53H116V52L114 51ZM117 53H118V52H117ZM117 53H116V54H117ZM121 53H122V52H121ZM121 53L119 52V54H121ZM162 53H163V52H162ZM166 53H167V52H166ZM166 53H164V54L166 55ZM204 53H205V51H204ZM217 53H218V50H217ZM229 53L232 54V52H229ZM251 53H254V52H251ZM0 54H1V53H0ZM3 54H4V53H3ZM65 54H66V53H65ZM73 54H74V52H73ZM76 54H77V53H76ZM108 54H109V53H108ZM175 54H176V53H175ZM181 54H180V55H181ZM197 54H198V53H197ZM227 54H228V53H227ZM227 54H226L224 57H229V54H228V56H227ZM234 54H236V52H235ZM249 54H250V52H249ZM254 54H255V53H254ZM70 55H71V54H70ZM79 55H80V54H79ZM126 55H127V53H126ZM126 55H125V56H126ZM156 55H157V54H156ZM165 55H164V56L161 55V56H163V58H164V57H166L168 54H167L166 56H165ZM176 55H177V54H176ZM214 55H215V56H218V54H217V55L214 54ZM236 55H237V54H236ZM243 55H244V54H243ZM250 55H251V54H250ZM258 55H259V57H260V54H258ZM62 56H63V55H62ZM71 56H72V55H71ZM74 56H76V55H74ZM101 56H102V55H101ZM108 56H109V57H108L109 60H110L111 57H113V55H112V56H111V55H108ZM110 56H111V57H110ZM117 56H118V54H117ZM130 56H131V54H130ZM192 56H193V55H192ZM194 56L196 57V55H194ZM208 56H209V55H208ZM208 56H207V57H208ZM211 56H212V55H211ZM241 56H242V55H241ZM256 56H257V54H256ZM1 57H4V55H1ZM76 57H77V56H76ZM79 57H80V56H79ZM79 57L76 58V59H77L76 61H79V63H80ZM81 57H82V56H81ZM98 57H99V56H98ZM126 57H127V56H126ZM128 57H129V56H128ZM133 57H134V55H133ZM169 57H170V56H169ZM169 57H168V58H169ZM176 57H178V55H177ZM231 57H232V56H230V58H229L230 61H231ZM238 57H240V55H239ZM242 57H243V56H242ZM253 57H255V55H254ZM4 58H5V57H4ZM95 58H96V57H95ZM99 58H100V57H99ZM99 58H97V59H99ZM104 58H105V56H104ZM129 58H130V57H129ZM205 58H206V57L204 56L203 59H205ZM218 58H219V57H218ZM68 59H69V58H68ZM92 59H94V57H93ZM112 59H113V58H112ZM131 59H132V58H131ZM159 59H160V58H159ZM175 59H176V58H175ZM175 59L172 60V62L170 61V63L173 64V65H170V66H173V68L176 70V69L178 68V64L175 62ZM209 59H210V57H209ZM209 59H208V60H209ZM211 59H213V58H211ZM211 59H210V60H211ZM214 59H215V57H214ZM214 59H213V60H214ZM221 59H222V58H221ZM223 59H224V58H223ZM223 59H222V60H223ZM229 59H228V60H229ZM235 59H236V58H234V60H235ZM237 59H238V58H237ZM237 59H236V62L238 61ZM254 59L256 60V58H254ZM254 59L252 58V59H250V61L253 60V62H254ZM5 60H6V59H5ZM65 60H66V59H65ZM94 60H95V59H94ZM94 60H93V61H94ZM102 60H103V58H102ZM105 60H106V59H105ZM109 60H107V61L109 62ZM146 60H147V59H146ZM199 60H200V59H199ZM205 60H206V59H205ZM208 60H207L206 62H208ZM213 60H212V62H213ZM215 60H216V59H215ZM217 60H218V59H217ZM224 60H225V59H224ZM242 60H243V59H242ZM62 61H63V60H62ZM72 61H73V57H72ZM76 61H75V62H76ZM99 61H100V60H99ZM114 61H118V60H117L116 58H114ZM135 61H137V57H136V60H135ZM144 61H145V60H144ZM201 61H202V59H201ZM225 61H226V60H225ZM245 61H246V60H245ZM250 61H249V62H250ZM257 61H258V59H257ZM87 62H88V60H87ZM97 62H98V61H97ZM121 62H122V60H121ZM125 62H126V61H125ZM141 62H143V61L140 60L139 64H140ZM145 62H147V61H145ZM145 62H144V65H146ZM148 62H149V60H148ZM148 62H147V64H148ZM166 62H167V61H166ZM173 62L176 63L177 68H175L176 65H175ZM202 62H205V61H202ZM206 62H205V63H206ZM226 62H227V61H226ZM241 62H242V61H240V63H241ZM251 62H252V61H251ZM251 62H250L249 64H252V67H253V66L255 65V62H254V65H253V63H251ZM61 63H62V62H59V63H58V64H60V66H61L60 68H62V66H63V64H64V63H63V64H61ZM65 63H66V61H65ZM68 63H69V65H71L70 62H68ZM76 63H78V62H76ZM79 63H78V64H79ZM94 63H95V62H94ZM110 63H113V62H110ZM116 63H117V62H116ZM163 63H164V62H163ZM205 63H204V65H205ZM210 63H211V62H210ZM219 63H220V62H219ZM222 63H223V62H222ZM242 63H243V62H242ZM256 63H257V62H256ZM58 64H57V65H58ZM78 64H77V65H78ZM84 64H85V63H84ZM137 64H138V63H137ZM142 64H143V63H142ZM150 64H151V67H153V69L155 68V71L158 70V68H157V67H158V63H156V61H154L153 59H151L150 62H149V65H150ZM161 64H162V63H161ZM164 64H165V63H164ZM166 64H167V63H166ZM166 64H165V65H166ZM207 64H208V63H207ZM213 64H216V63H213ZM220 64H221V63H220ZM247 64H248V63L246 62L245 65H247ZM54 65H55V64H54ZM57 65H56V67H57ZM66 65H67V64H65V68H68L69 65H68V66H66ZM74 65H75V64L72 65V68L74 67V69H71V67H70L69 69H67V70L69 71L68 73L71 72L70 69L73 70V71H75V70L77 69V68H75L76 65H75V66H74ZM85 65H86V64H85ZM101 65H102V63H101ZM107 65L109 66L108 63H107ZM111 65H113V64H111ZM119 65H121V64H119ZM174 65H175V66H174ZM179 65H180V62H179ZM229 65H231V64H229ZM245 65L243 64V66H245ZM83 66H84V65H83ZM117 66H118V63H117ZM117 66H116V70H115V71H117V68L119 67V66H118V67H117ZM140 66H141V64H140ZM161 66H162V65H161ZM190 66H191V65H190ZM202 66H203V63H202ZM205 66H206V65H205ZM209 66H210V64H209ZM214 66H215V65H214ZM219 66H221V65H219ZM226 66H227L226 64H222V66H221V69H224V68H225V71L228 70L227 72L223 71L224 74L221 73V74H222V78H223V80H222L220 77H217L218 79H215V78H216L215 76H214L215 78H213V77H211V76H210L211 78H207V83H209L210 85L212 84V85H211L210 88H209V87L205 84V85H206V89H205V90L207 91V90L209 89V90H208V94H205V96H206V97H205V100H207V99H206L207 96H209L208 98L211 99V98H210V95H214V94H216V93L218 92V91H217L218 88H216V87L213 88V87H214L215 85H217L218 82L220 83V80H221V81H224V84H225V80H227V78L229 79V78H232V77H233V76H230V75H233L234 73H233V74H229V73H232V71H233V70H236V69H230V67H228V66L226 67ZM236 66H237V65H236ZM236 66H235V67H236ZM256 66L258 67L259 65L257 64ZM49 67H50V66H49ZM49 67H48V68L46 67V69H49ZM58 67H59V65H58ZM58 67H57V70H59V72H60L61 69H60V68L58 69ZM96 67H97V65H96ZM109 67H110V66H109ZM123 67L125 68V64L123 65ZM123 67L121 66V68H123ZM142 67H143V66H142ZM151 67H150V69H151ZM181 67H182V65H181ZM181 67H179V68H181ZM216 67H217V66H216ZM232 67H233V66H232ZM248 67H249V66H248ZM248 67H247V68H248ZM252 67H251V68H252ZM254 67H255V66H254ZM260 67H261V66H260ZM63 68H64V67H63ZM119 68H120V67H119ZM121 68H120V70H121ZM191 68L193 69L194 66H193V67L191 66ZM205 68H209V67L206 66ZM210 68H211V67H210ZM217 68H218V67H217ZM251 68L249 67L248 72L245 71L246 74H247V73H248V75L250 74V71H249V70H251ZM55 69H56V68H55ZM125 69H126V68H125ZM139 69H140L141 72L144 71V70L142 71L141 68H139ZM143 69H147V68H145V66H144ZM162 69H163V68H162ZM183 69H184V68H183ZM202 69H204V68H202ZM63 70H65V69H63ZM107 70H108V69H107ZM112 70H113V69H112ZM112 70H111V71H112ZM120 70H119V72H120ZM148 70H149V69H148ZM148 70H147L146 74H143V75H144L143 78H145V79H147V80L149 79L148 81L151 82V80H152L151 76H152L153 74L150 76V75H149L150 73L148 72ZM208 70H209V69H208ZM244 70H245V69H244ZM263 70H264V69H263ZM47 71H48V70H47ZM47 71H46V72H47ZM76 71H77V70H76ZM109 71H110V70H109ZM123 71H124V70H123ZM126 71H127L128 73H132V72H136L137 70H136V69H133L132 67H130V69H127ZM166 71H167V70H166ZM173 71H174V70H173ZM216 71L219 72L220 70H217V69H216ZM257 71H258V69L256 70V68H254V72L257 73ZM61 72H63V71H61ZM112 72H114V70H113ZM119 72H118V71H117V73L115 72L116 75H117ZM121 72H122V70H121ZM121 72H120V73H121ZM141 72H140V73H141ZM144 72H145V71H144ZM164 72H165V71H164ZM180 72H181V71H180ZM194 72H196V71L194 70ZM207 72H208V71H207ZM211 72H212V70H211ZM221 72H222V71H221ZM234 72H235V71H234ZM242 72H243V70L241 71V73H242ZM245 72H244V74H245ZM50 73L52 74L53 72L50 71ZM68 73H67V74H68ZM120 73H119V74H120ZM168 73H169V70H168ZM171 73H172V71H171ZM41 74H42V72H41ZM45 74H46V73H45ZM77 74H78V73H77ZM94 74H95V73H94ZM105 74H106V71H105ZM119 74H118V75H119ZM121 74H122V73H121ZM166 74H167V72H165V75H166ZM202 74H203V73H202ZM218 74H219V73H218ZM246 74H245V76H246ZM260 74H261V73H259V75H260ZM43 75H44V74H43ZM53 75H55V74H53ZM73 75H74V73H73ZM75 75H76V74H75ZM113 75H114V74H112V76H113ZM116 75H115V76H116ZM118 75L116 76L117 78H118ZM124 75H125V73L122 74V77H124ZM169 75H171V74H169ZM214 75H215V74H214ZM237 75H238V74H237ZM248 75H247V76H248ZM253 75H254V73H253ZM259 75H258V76H259ZM47 76H48V75H47ZM63 76H64V75H63ZM66 76H67V75H66ZM76 76H77V75H76ZM90 76H91V75H90ZM102 76H103V75H102ZM108 76H109V75H108ZM108 76H106V77H108ZM112 76H111V77H112ZM120 76H121V75H120ZM120 76H119V78H121ZM125 76H126V75H125ZM167 76H168V75H167ZM167 76H166V78H167ZM188 76L190 77L191 75H188ZM194 76H195V75H194ZM201 76H202V75H201ZM216 76H218V75H216ZM53 77H54V76H53ZM68 77H69V76H68ZM68 77H67V78H68ZM70 77H71V76H70ZM79 77H80V76H79ZM88 77H89V75H88ZM111 77H108V78L111 79ZM140 77H141V76H139V75H133V76L130 77V79L132 80V79L135 78L136 80H138ZM186 77H187V76H186ZM189 77H188V78H189ZM206 77H208V76H206ZM242 77H243V76H242ZM242 77H240V78L243 79ZM250 77H252V76H250ZM261 77L263 78V76H261ZM48 78H51V76H48ZM48 78H47V79H48ZM55 78H56V75H55ZM55 78H54V79H55ZM80 78H81V77H80ZM112 78H114V77H112ZM119 78H118V79H119ZM126 78H127V77H126ZM126 78H125V80H126ZM141 78H142V77H141ZM157 78H158V77H157ZM184 78H185V77H184ZM190 78H191V77H190ZM219 78H220V80H219ZM247 78H249V77H247ZM65 79H66V78H65ZM75 79H76V78H75ZM75 79H72V80L74 81ZM110 79H109V80H110ZM123 79H124V78H123ZM185 79H186V78H185ZM192 79H193V77L191 78V80H192ZM199 79H200V78H199ZM244 79H245V78H244ZM56 80H57V78H56ZM70 80H71V79H70ZM81 80H82V79H81ZM88 80H89V79H88ZM102 80H103V77H102ZM102 80H101V82H102ZM113 80H114V82H115L116 79L114 78ZM158 80H159V79H157L156 81H158ZM205 80H206V79H205ZM218 80H219V81H218ZM237 80H239V79H237ZM247 80H248V79H247ZM253 80H255V79H253ZM54 81H55V80H54ZM57 81L59 82L60 80H57ZM77 81H78V79H77ZM98 81H99V80H98ZM98 81H97V82H98ZM111 81H112V80H111ZM192 81H194V80H192ZM233 81H234V79H233ZM239 81H240V80H239ZM249 81H250V80H249ZM257 81H258V80H257ZM262 81L264 82V78H263ZM63 82H64V81H63ZM68 82H69V81H67V83H68ZM101 82H99L100 85H101ZM103 82H104V81H103ZM141 82H142V81H141ZM182 82H183V81H182ZM188 82H189V81H188ZM188 82H187V83H188ZM194 82H195V81H194ZM242 82H243V81H242ZM56 83H57V82L55 81V84H56ZM70 83H71V82H70ZM70 83H68L69 86H71V84H73V83H71V84H70ZM125 83H126V81H125ZM127 83H128V82H127ZM143 83H144V82H143ZM146 83H147V82H146ZM158 83H159V82H158ZM158 83H157L158 86H155V85H154V86H155V87H159V84H158ZM200 83H201V82H200ZM205 83H206V82H205ZM237 83H238V82H237ZM240 83H241V82H239V84H240ZM253 83L255 84L256 82L253 81L252 84H253ZM259 83H260V82H259ZM75 84H76V82H75ZM75 84H74V86H72L71 89H73V87H75ZM78 84H79V83H77L76 85H78ZM89 84H90V83H89ZM89 84H87L86 88H87V90L90 91V89H88V85H89ZM105 84H106V83H105ZM152 84H156V83H154L153 80H152L151 85H152ZM201 84H202V83H201ZM222 84H223V83H222ZM246 84H247V83H246ZM246 84H245V85H246ZM248 84H249V83H248ZM48 85H50V82L48 83ZM48 85H47V87H48ZM107 85H108V84H107ZM141 85L143 86L144 84H141ZM148 85H149V84H148ZM188 85H190V84L188 83ZM188 85H186V86L182 85V87H184L183 89H185L186 92H187L188 90H190L189 87H188ZM194 85H195V84H194ZM203 85H204V84H203ZM203 85H202V86H203ZM226 85H228V84H226ZM226 85H225V86H226ZM256 85H257V83H256ZM260 85L262 86L263 83L260 84ZM51 86H52V85H51ZM51 86H49V90H50V87H51ZM64 86H65V85H63V87H64ZM78 86H79V85H78ZM101 86H102V85H101ZM103 86H104V83H103ZM105 86H106V85H105ZM105 86H104L103 88H105ZM109 86H110V85H109ZM145 86H146V85H145ZM197 86H198V85H197ZM212 86H213V87H212ZM217 86H218V85H217ZM228 86H229V85H228ZM63 87H62V88H63ZM107 87H108V86H106V88H107ZM116 87H117V86H116ZM125 87H126V86H125ZM143 87H144V86H143ZM146 87H147V86H146ZM150 87H151V86H150ZM150 87H149V88H150ZM176 87H177V86H176ZM186 87H187V88H186ZM199 87H200V86H199ZM203 87H204V86H203ZM238 87H239V86H238ZM262 87H263V86H262ZM53 88H54V87H53ZM64 88L67 89V87H64ZM64 88H63V89H64ZM78 88H79V87H78ZM103 88H102V89H103ZM111 88H112V86H111ZM147 88H148V87H147ZM190 88H191V87H190ZM219 88H220V87H219ZM239 88H241V87H239ZM252 88H254V87H252ZM252 88H251V89H252ZM54 89H55V88H54ZM54 89H53V90H54ZM63 89H62V90H63ZM66 89H65V90H66ZM96 89H97V88H96ZM139 89H140V88H139ZM157 89L159 90V88H157ZM157 89H155V90H157ZM187 89H188V90H187ZM199 89H202V90H203V88H201V87H200ZM220 89H221V88H220ZM251 89H250V90H251ZM49 90H48V91H49ZM51 90H52V88H51ZM58 90H59V89H58ZM92 90H93V89H92ZM145 90H147V89L145 88ZM175 90H176V89H175ZM235 90H237V89H235ZM246 90H247V88H246ZM246 90H245V91H246ZM54 91L57 92V93L60 92V91H56V90H54ZM68 91H69V90H68ZM105 91H106V89H105ZM110 91H111V89H110ZM126 91H127V88H126ZM149 91H150V90H149ZM149 91L147 90L146 93L149 94ZM159 91H160V90H159ZM196 91L198 92L199 90H196ZM196 91H195V92H196ZM237 91H238V90H237ZM251 91H252V90H251ZM256 91H257V93H255V94H253V95H251L250 93H246V94L244 95L243 101H242V102L240 101L241 103L238 102L239 100L236 101L235 98H234V96H233L234 101H232V102L230 101V102H228L227 104L225 103V106H219V105H218V110H217V111H219L220 114H222V115L230 114V112H236V110H237L238 113H239V114L237 115L236 119H235V124H233V122H230V128H231V129H232V128H236V129H238V130L240 131V133L238 132L237 135H236V133H235V131H234L233 129L230 130V131L228 132V133H229L228 135H229V137L231 138V140H230V138H229V140H230V142H231L230 145H231L232 147L238 144V142H237V144L235 143V142H236L235 140H237V139H238V141H241V140L244 139V140H243L244 143L247 142V141L245 142V140H251V141L253 140L254 142H252V143H253L254 145H255V144H256V145H257V144H260L259 147L262 149V152H263V150H264V97H263V94H262V92H261L262 90H260V91H259V90H256ZM263 91H264V90H263ZM61 92H62V91H61ZM64 92H65V91H64ZM64 92H63V94H64ZM70 92L72 93V91H70ZM107 92H108V91H107ZM123 92H124V91H123ZM127 92H128V91H127ZM143 92H145V91H143ZM152 92H154V91L152 90ZM152 92H151V93H152ZM157 92H158V91H157ZM167 92H168V91H167ZM176 92H177V90H176ZM195 92L193 91V93H192V90H191V96H193L194 98H195L194 95H195V94L197 95V92H196V93H195ZM199 92H201V91H199ZM230 92H231V91H230ZM234 92H236V91H233V94H234ZM66 93H67V92H66ZM66 93H65V94H66ZM73 93H74V92H73ZM90 93H92V92H90ZM128 93H129V92H128ZM189 93H190V92H189ZM231 93H232V92H231ZM242 93H244V92L242 91ZM263 93H264V92H263ZM47 94H48V93H47ZM63 94H62V95H63ZM67 94H68V93H67ZM69 94H70V93H69ZM75 94H76V92L74 93V96H75ZM92 94H94V93H92ZM111 94H112V93H111ZM111 94H110V95H111ZM137 94H138V93H137ZM144 94H145V93H144ZM144 94H143V96H144ZM153 94H155V93H152V95H153ZM159 94H161V93H159ZM159 94H157V97L159 96ZM165 94H166V93H165ZM185 94H186V93H185ZM193 94H194V95H193ZM227 94H228V93H227ZM227 94H226V95H227ZM236 94H237V93H236ZM77 95H79V94H77ZM95 95H96V92H95ZM97 95H99V94H97ZM108 95H109V94H108ZM145 95H146V94H145ZM150 95H151V94H150ZM167 95H168V94H167ZM188 95H189V94H188ZM0 96L2 97V96H5V95L2 94V92L0 91ZM48 96H49V95H48ZM51 96H52V95H51ZM51 96H50V97H51ZM63 96H64V95H63ZM93 96H94V95H93ZM99 96H100V95H99ZM99 96H97V97L99 98ZM119 96H120V95H119ZM148 96H149V95H148ZM191 96H190V97H191ZM197 96H198V95H197ZM201 96H202V95H201ZM221 96H222V95H221ZM70 97L72 98L71 95H70ZM70 97H69V98H70ZM80 97H82V96L80 95ZM80 97H78V98H80ZM89 97H90V96H89ZM91 97H92V95H91ZM116 97H117V96H116ZM116 97H113V98H112V96H111L112 99H114V98H116ZM154 97H155V96H154ZM193 97H192V98H193ZM199 97H200V96H199ZM219 97H220V96H219ZM226 97L228 98V96H226ZM235 97H236V96H235ZM238 97H239V95H238ZM238 97H236V99H238ZM13 98H14V97H13ZM65 98L68 99L67 96H65ZM65 98H64V99H65ZM73 98H75V97H73ZM92 98H93V97H92ZM117 98H118V97H117ZM117 98H116V100H117ZM125 98H127V97L125 96ZM145 98H146V97H145ZM150 98H151V96H150ZM152 98H153V97H152ZM152 98L150 99V101H152V100L154 99V98H153V99H152ZM159 98H160V97H159ZM159 98H158V99H159ZM167 98H168V97H167ZM175 98H177V97H175ZM178 98H179V97H178ZM44 99H45V98H44ZM75 99H76V98H75ZM81 99H82V98H81ZM81 99H79V100L81 101ZM146 99H148V98H146ZM190 99H191V98H190ZM200 99H201V98H200ZM200 99H198V98L196 99V98H195V100H193V101H194V102L196 101V102H198V103L200 104V103H201V100H202V99H201V100H200ZM225 99H226V98H225ZM230 99H231V98H230ZM68 100H70V99H68ZM94 100H96V98H95V99L93 98V101H94ZM98 100H99V99H97V101H98ZM144 100H145V99H144ZM173 100H174V99H173ZM177 100H178V99H177ZM197 100H199L200 102L197 101ZM19 101H20V100H19ZM19 101H18V102H19ZM55 101H56V100H55ZM85 101H86V100H85ZM85 101H83V102L86 103ZM123 101H124V100H123ZM171 101H172V100H171ZM179 101H180V100H179ZM181 101H182V100H181ZM208 101H209V100H208ZM208 101H207V103H208ZM221 101H222V97H221ZM221 101H220V102H221ZM57 102H58V101H57ZM81 102H82V101H81ZM94 102H95V101H94ZM94 102H93V103H94ZM116 102H117V101H116ZM120 102H122V101H120ZM144 102H145V101H144ZM147 102H149V101H147ZM147 102H146V103H147ZM153 102H155V99H154ZM156 102H157V101H156ZM158 102H159V101H158ZM174 102H175V101H174ZM194 102H190V103L193 104ZM209 102H210V101H209ZM222 102L224 103V101H222ZM70 103H73V102H70ZM79 103H80V102H79ZM104 103H105V101H104ZM122 103H123V102H122ZM149 103H151V102H149ZM169 103H170V102H169ZM177 103H178V101H177ZM21 104H22V103H21ZM55 104H56V103H55ZM62 104H63V103H62ZM88 104H89V102H88ZM88 104H87V105H88ZM94 104H95V103H94ZM98 104H101V103H98ZM98 104H97V105H98ZM124 104H125V103H124ZM138 104H139V103H138ZM157 104H158V103H157ZM174 104H175L174 106L177 105L176 103H174ZM196 104H197V103H196ZM196 104H195V105H196ZM201 104H202V103H201ZM210 104H211V103H210ZM57 105H58V104H57ZM71 105H72V104H71ZM73 105H74V104H73ZM75 105H76V104H75ZM82 105H83V104H82ZM95 105H96V104H95ZM95 105H94V107H95ZM97 105H96V106H97ZM151 105H152V103H151ZM155 105H156V104H155ZM165 105H166V104H165ZM188 105H189V103H188ZM195 105H193V107H195ZM197 105H198V104H197ZM197 105H196V106H197ZM61 106H62V105H61ZM63 106H64V105H63ZM78 106H79V105H78ZM78 106H77V107H78ZM83 106H84V105H83ZM103 106H105V105H104V104H102V106L100 105V109L103 108ZM139 106H140V105H139ZM171 106L173 107V103H172ZM177 106H178V105H177ZM190 106H192V105H190ZM200 106H201V105H200ZM216 106H217V105H216ZM47 107H48V106H47ZM55 107H56V106H55ZM69 107H70V106H69ZM71 107H72V106H71ZM85 107H86V104H85ZM145 107H147V106H145ZM152 107H153V105H152ZM158 107H159V106H158ZM209 107H210V105H209L207 108H209ZM212 107H213V106H212ZM40 108H41V107H40ZM79 108H80V106H79ZM89 108H90V107H88L86 110L88 111ZM92 108H93V107H92ZM105 108H106V107H104V110H105ZM137 108H138V107H137ZM137 108H136V109H137ZM139 108H140V107H139ZM195 108H198V106L195 107ZM199 108H200V107H199ZM207 108L205 107V110H206ZM210 108H211V107H210ZM210 108H209V109H210ZM81 109H82V113H83V111H85V110H83L82 107H81ZM98 109H99V108H98ZM118 109H119V108H118ZM143 109H144V108L142 107L141 110H143ZM170 109H171V108H170ZM170 109H169V110H170ZM176 109H177V108H176ZM200 109H201V108H200ZM200 109H199V110H200ZM214 109H215V108H214ZM55 110H56V109H55ZM94 110H96V109H94ZM94 110H93V113H95ZM102 110H103V109H102ZM102 110H101V113L99 112L100 117H101V115H102V113H103ZM106 110H107V109H106ZM122 110H123V109H122ZM155 110H156V109H155ZM155 110H154V111H155ZM167 110H168V109H167ZM173 110H175V109H173ZM190 110H191V109H190ZM193 110H194V109H193ZM196 110H197V109H196ZM70 111H71V110H70ZM76 111H77V110H76ZM87 111H85V112H86V113H90V111H89V112H87ZM123 111H124V110H123ZM137 111H139V110H137ZM157 111H158V110H157ZM183 111H184V109H183ZM194 111H195V110H194ZM201 111H204V110H201ZM213 111H214V110H213ZM213 111H212V112H213ZM45 112H46V111H45ZM57 112H58V111H57ZM71 112H72V111H71ZM85 112H84V113H85ZM105 112L108 113V111H105ZM114 112H115V110H114ZM147 112H148V110H147ZM167 112H168V111H167ZM170 112H171V111H170ZM170 112H169V114H170ZM195 112H196V111H195ZM197 112H198V110H197ZM206 112H208V110H207ZM97 113H98V112H96V114H94V115H96V116L98 117V114H97ZM130 113H131V112H130ZM132 113H133V111H132ZM132 113H131V114H132ZM136 113H137V112H136ZM139 113L141 114L140 111H139ZM142 113H144V114L146 113V108H145L144 111H142ZM154 113H155V112H154ZM178 113H179V111H178ZM193 113H194V112H193ZM198 113H200V112H198ZM33 114H34V113H33ZM47 114H48V112H47ZM113 114H114V116H113V118H114L116 113H113ZM140 114H139V115H140ZM149 114H150V113H149ZM151 114H153V113H151ZM166 114L168 115V113H166ZM174 114H175V113H174ZM189 114H190V113H189ZM200 114H202V113H200ZM203 114H204V113H203ZM203 114L200 115V116H201V117L203 116L202 118L204 119V115H203ZM48 115H49V114H48ZM103 115H105V114H103ZM103 115H102V116H103ZM119 115H120V114H119ZM139 115H137V117H138ZM142 115H143V114H142ZM153 115H154V114H153ZM197 115H198V114H196V116H197ZM208 115H209V117H210V115H212V114H211V113H210V114L208 113L207 116H208ZM21 116H22V115H21ZM25 116H26V115H25ZM76 116H77V115H76ZM83 116H84V115H83ZM91 116H92V113H91ZM91 116H90V119H91V120L93 119V121H94L93 116H92V118H91ZM148 116H149V115H148ZM148 116H147V117H148ZM150 116H152V115H150ZM155 116H156V115H155ZM169 116H171V114L167 116V119L169 118L170 120H172V118H170ZM175 116H177V115H175ZM184 116H185V115H184ZM194 116H195V113H194ZM213 116H214V115H213ZM23 117H24V116H23ZM135 117H136V115H135ZM147 117L144 116V118H147ZM164 117H166L165 114H164ZM177 117H179V116H177ZM201 117H199L200 120H201ZM211 117H212V116H211ZM30 118H31V117H30ZM54 118H55V117H54ZM72 118H73V117H72ZM75 118H76V117H75ZM101 118H102V117H101ZM101 118H99V120H100ZM104 118H105V117H103V123H104V122L106 123V121H104ZM107 118H108V117H107ZM149 118H151V117H149ZM184 118H185V117H184ZM197 118H198V117H197ZM62 119H63V118H62ZM83 119H84V117H83ZM90 119H88V120H90ZM137 119H139V118H137ZM175 119H176V118H175ZM203 119H202V120H203ZM222 119H223V118H222ZM47 120H48V119H47ZM66 120H67V119H66ZM95 120H96V119H95ZM151 120H153V119H151ZM151 120L148 121L149 123H147V120H146V122H145V119H144L143 122H145L144 124H147V125L150 124V122H151V124H150L149 127H150V128H153V127H151V125H152V123H153ZM154 120H155V119H154ZM170 120L168 121V123L174 121V120H172V121H170ZM207 120H208V118L206 117V121H207ZM212 120H213V119H212ZM55 121H56V120H55ZM83 121H85V120H83ZM136 121H137V120H134V122H136ZM180 121H181V120H180ZM187 121H188V120H187ZM210 121H211V120H210ZM210 121H209V122H210ZM213 121H214V120H213ZM15 122H16V121H15ZM65 122H66V121L64 120V123H65ZM74 122H75V121H74ZM79 122H81V121H79ZM86 122H87V121H86ZM119 122H120V121H119ZM138 122L141 123L139 120H138ZM163 122H164V121H163ZM165 122H167V121H165ZM176 122H177V124L179 123L177 119H176ZM201 122H202V121H200V123H201ZM214 122H215V121H214ZM62 123H63V122H62ZM81 123H82V122H81ZM88 123H90V122L88 121ZM94 123H96V121H94ZM101 123H102V121H101V122L99 121V124H101ZM130 123H131V122H130ZM187 123H188V122H187ZM76 124H77V123H76ZM82 124H83V123H82ZM82 124H81V125H82ZM126 124H127V123H126ZM134 124H136V123H134ZM144 124H143V123L140 124V125H142L141 128H140V130L143 129V130L146 131L147 128H146V127H145L146 129L143 128V126H146V125H144ZM192 124H193V123H192ZM194 124H195V123H194ZM205 124H206V123H205ZM65 125H66V127H67V124H65ZM89 125L92 126V127H95V126H93L94 124H92V125H91V124H88V126H89ZM95 125H96V124H95ZM97 125H98V124H97ZM101 125L104 126V124H101ZM101 125H100L99 127H101ZM119 125H120V124H119ZM137 125H138V124H137ZM200 125H201V124H200ZM33 126H34V124H33ZM74 126H75V125H74ZM77 126H78V125H77ZM82 126H83V125H82ZM90 126H89L88 128H90ZM112 126H113V125H112ZM153 126H154V124H153ZM159 126H160V125H159ZM164 126L167 127L166 124H165ZM164 126H163V127H164ZM168 126H169V125H168ZM191 126H193V125H191ZM72 127H73V126H72ZM83 127H84V126H83ZM99 127H98V128H99ZM104 127H105V126H104ZM104 127H103V128H104ZM114 127H115V126H114ZM135 127H136V126H135ZM138 127H139V125H138ZM147 127H148V126H147ZM169 127L172 129L171 126H169ZM176 127H177V126H176ZM194 127H195V126H194ZM33 128H36V127H33ZM49 128H50V127H49ZM96 128H97V127H96ZM96 128H93V129L91 128V131H92V130H96V131H93L92 133H94V132H95V133L99 132L98 129H96ZM101 128H102V127H101ZM105 128H106V127H105ZM105 128H104V129H105ZM185 128H186V127H185ZM50 129H52V128H50ZM55 129H56V128H55ZM55 129H52V130H55ZM72 129H74V128H72ZM117 129H118V128H117ZM153 129H154V128H153ZM175 129H177V128H174V130H175ZM56 130H57V129H56ZM56 130H55V133H56ZM74 130H75V129H74ZM86 130H87V128H86ZM88 130H89V129H88ZM99 130H100V129H99ZM115 130H116V129H115ZM172 130H173V129H172ZM179 130H180V129H179ZM193 130H194V129H193ZM199 130L201 131V129H199ZM202 130H205V129H202ZM208 130H209V129H208ZM238 130H237V131H238ZM57 131H58V130H57ZM67 131H68V129H67ZM104 131H105V130H104ZM112 131H113V130H112ZM128 131H129V130H128ZM137 131H138V128H137ZM232 131H234V132H232ZM29 132H30V131H29ZM58 132H59V131H58ZM70 132H71V131H70ZM148 132H149V131H147L146 133H148ZM163 132H164V134H165V133L167 134V131H166V130L163 131ZM181 132H184V131H181ZM249 132L251 133V136H250V133H249ZM15 133H16V132H15ZM32 133H33V132H32ZM39 133H42V132H39ZM39 133H37V135H38L37 137H39ZM55 133L53 132V135H54ZM67 133H68V132H67ZM71 133H72V132H71ZM87 133H88V132H87ZM101 133H102V132H101ZM140 133H141V132H139V135H141ZM146 133H145V132L143 133V134L145 135V136H143V137H146V136H147ZM170 133H171V132H170ZM177 133H178V132L176 131V135H177V136H178V134L180 135V133H178V134H177ZM185 133H186V131H185ZM187 133H188V132H187ZM190 133H191V131H190ZM25 134H26V133H25ZM69 134H70V133H69ZM72 134H73V133H72ZM75 134H76V133H75ZM130 134H131V133H130ZM168 134H169V132H168ZM172 134H173V133H172ZM188 134H189V133H188ZM31 135H32V134H31ZM40 135H41V134H40ZM42 135H43V134H42ZM53 135H52V139H53L54 141L57 142L59 138L57 137V138H55V139H57V140H55V139L53 138ZM57 135H58V134H57ZM119 135H120V133H119ZM170 135H171V134H170ZM173 135H174V134H173ZM183 135H184V134H183ZM183 135L181 134V136H178L177 138H180V137H181V138H184V137L187 138V136H185V135L183 136ZM186 135H187V134H186ZM190 135H191V134H190ZM35 136H36V135H35ZM44 136H46V134H44L43 137H44ZM80 136H81V135H80ZM92 136H95V135H92ZM103 136H104V135H103ZM116 136H117V135H116ZM167 136H168V135H167ZM174 136H175V135H174ZM182 136H183V137H182ZM195 136H196V135H195ZM55 137H56V135H55ZM141 137H142V136H141ZM141 137H140V138H141ZM143 137H142V140L145 141V139H144ZM163 137H165V135H164ZM168 137H169V136H168ZM168 137H165V138L168 139ZM208 137H209V136H208ZM33 138L36 139L34 136H33ZM33 138H32V139H33ZM74 138H75V137H74ZM74 138H73V139H74ZM78 138H79V137H78ZM81 138L84 139V137H81ZM135 138H136V137H135ZM165 138H164V139H165ZM181 138H180V139H181ZM194 138H195V137H194ZM75 139H76V138H75ZM83 139H82V140H83ZM102 139H103V138H102ZM102 139H100V140H102ZM104 139H105V140L107 141V143H108V140H107L106 138H104ZM122 139H123V138H122ZM138 139H139V138H138ZM167 139L164 140V141H166V144L169 143V142L167 141ZM184 139H185V138H184ZM216 139H217V138H216ZM46 140H48V139L46 138ZM46 140H45V141H46ZM80 140H81V139H80ZM80 140L77 141V142H81V141H82V140H81V141H80ZM85 140H86V139H85ZM94 140H95V138H94ZM105 140H104V141H105ZM109 140H110V139H109ZM125 140H126V139H125ZM147 140H148V139H147ZM173 140H175V138H173ZM185 140H186V139H185ZM229 140H227L225 143L228 144V141H229ZM34 141H36V140H34ZM72 141H73V140H72ZM102 141H103V140H102ZM106 141H105V142H106ZM138 141H140V140H138ZM138 141H137V142H138ZM178 141H179V140H178ZM182 141H183V140H182ZM208 141H209V138H208ZM243 141H242V142H243ZM65 142H66V141H65ZM65 142H64V143H65ZM75 142H76V141H75ZM87 142H88V141H87ZM95 142H96V141H95ZM99 142H100V141H99ZM115 142H116V143H115L114 145L117 144V141H116V140H115ZM151 142H152V141H151ZM172 142H173V141H172ZM180 142H181V141H180ZM185 142H186V141H185ZM191 142H192V141H191ZM34 143L38 144L39 142L36 141V142H34ZM64 143H63V144H64ZM84 143H85V142H84ZM107 143H106V144H107ZM118 143H119V142H118ZM143 143H144V142H143ZM146 143H148V142H146ZM186 143H189V141L187 140ZM202 143H203V142H200V144H202ZM225 143H224V144H225ZM248 143H249V142H248ZM24 144H25V143H24ZM54 144H55V143H54ZM65 144H68V142L65 143ZM80 144L83 145V143H80ZM87 144L90 145L89 142H88ZM139 144H140V143H139ZM181 144H182V142H181ZM189 144H190V143H189ZM200 144L198 143L197 145H200ZM224 144H223V147L226 146V145H224ZM233 144H235V145H233ZM239 144H240V143H239ZM249 144H251V143H249ZM59 145H60V144H59ZM68 145H69V144H68ZM68 145H67V146H68ZM70 145H71V144H70ZM73 145L76 146L75 143H73ZM77 145L80 146L79 144H77ZM95 145H96V144H95ZM111 145H112V144H111ZM120 145H121V144H120ZM146 145H147V144H146ZM164 145H165V144H164ZM164 145H163V147H165ZM174 145H175V144H174ZM185 145H186V144H185ZM240 145L242 146V143H241ZM244 145L246 146V144H244ZM254 145H251V146H254ZM84 146H85V145H83V147H84ZM157 146H159V145H157ZM182 146H183V145H182ZM200 146H201V145H200ZM238 146H239V145H238ZM38 147H39V146H38ZM49 147H50V145H49ZM89 147H90V146H89ZM167 147H168V146H167ZM173 147H176V148H177V146H173ZM202 147H203V146H202ZM207 147H208V146H207ZM55 148H56V147H55ZM62 148H63V147H62ZM74 148H75V147H74ZM87 148H88V146H86L85 149H87ZM145 148H146V147H145ZM171 148H172V146H171ZM178 148H179V147H178ZM199 148H200V147H199ZM233 148H235V147H233ZM42 149H43V148H42ZM67 149H68V148H66V150H67ZM80 149H81V148H80ZM90 149H93V148H90ZM139 149H140V148H139ZM147 149H148V147H147ZM164 149H165V148H163V149H161V150L163 151ZM168 149H169V148H168ZM168 149H167V152L169 151ZM173 149H174V148H173ZM186 149H188V148H186ZM202 149H203V148H202ZM208 149H209V148H208ZM224 149H225V147H224ZM229 149H232V148H229ZM243 149H244V148H243ZM253 149H254V148H253ZM23 150H24V149H23ZM51 150H52V149H51ZM51 150H50V152H52ZM59 150H60V149H59ZM68 150H69V149H68ZM68 150H67V151H68ZM148 150H149V149H148ZM188 150H189V149H188ZM203 150H204V149H203ZM226 150H227V149H226ZM235 150H236V148H235ZM246 150H247V149H246ZM251 150H252V149H251ZM258 150H259V149H258ZM70 151H71V149H70ZM94 151H96V150H93V152H94ZM156 151H157V149H156ZM164 151H165V150H164ZM201 151H202V150H201ZM212 151H213V150H212ZM222 151H224V150L222 149ZM222 151L220 152V153H221V156H222ZM256 151H257V149L255 150V153L257 154ZM54 152H55L54 154H56V151H54ZM59 152H60V151H59ZM90 152H91V150H90ZM173 152H174V150H173ZM176 152H177V151H176ZM202 152H203V151H202ZM213 152H214V151H213ZM227 152H228V150H227ZM20 153H21V152H20ZM69 153H70V152H69ZM88 153H89V151H88ZM98 153L101 154L102 152H101V153L98 152ZM105 153H106V151H105ZM163 153H165V152H163ZM168 153H169V152H168ZM174 153H175V152H174ZM253 153H254V152H253ZM255 153H254V154H255ZM21 154H22V153H21ZM52 154H53V153H52ZM60 154H61V153H60ZM73 154H75V153L73 152ZM92 154H94V153H92ZM103 154H104V153H103ZM170 154H171V151H170L169 155H170ZM172 154H173V153H172ZM172 154H171V155H172ZM196 154H197V153H196ZM210 154H211V152H210ZM230 154H231V153H230ZM165 155H166V154H165ZM169 155H167V156H169ZM190 155H191V154H190ZM199 155H200V154H199ZM199 155H198V156H199ZM232 155H234V154H232ZM245 155L249 156V155H251V153H250L249 155H248V154H245ZM245 155H244V156H245ZM55 156H56V155H54V159L56 158ZM58 156H60L59 153H58ZM76 156H77V154H76ZM76 156H75V157H76ZM91 156H92V155H91ZM162 156H163V154H162ZM208 156H209V155H208ZM219 156H220V155H219ZM221 156H220V157H221ZM251 156H252V155H251ZM34 157H35V156H34ZM61 157H62V156H61ZM78 157H79V156H78ZM129 157H130V156H129ZM169 157L171 158V156H169ZM95 158H96V156H95ZM138 158H139V157H138ZM155 158H156V157H155ZM213 158H214V157H213ZM246 158H247V157H246ZM206 159H207V157H206ZM258 159H259V158H258ZM67 160H68V159H67ZM86 160H87V159H86ZM107 160H108V159H107ZM158 160H159V159H158ZM183 160H184V159H182V162H183ZM188 160H189V159H188ZM224 160H225V159H224ZM54 161H56V160H54ZM54 161H53V162H54ZM78 161H79V160H78ZM96 161H97V160H96ZM100 161H101V159H100ZM104 161H105V160H104ZM104 161H103V162H104ZM138 161H139V160H138ZM141 161H142V160H141ZM159 161H160V160H159ZM204 161H205V160H204ZM232 161H233V160H232ZM244 161H247V162H248V159H246V160H244ZM251 161H252V160H251ZM68 162H69V161H68ZM113 162H114V161H113ZM148 162H149V161H148ZM152 162H153V161H152ZM157 162H158V161H157ZM192 162H193V161H192ZM249 162H250V160H249ZM59 163H60V162H59ZM101 163H102V162H101ZM193 163H194V162H193ZM224 163H225V162H224ZM227 163H228V162H227ZM106 164H107V163H106ZM118 164H119V163H118ZM134 164H135V162H134ZM137 164H138V163H137ZM188 164H189V163H188ZM207 164H208V163H207ZM64 165H65V164H64ZM126 165H127V164H126ZM168 165H169V164H168ZM202 165H203V164H202ZM227 165H228V164H227ZM234 165H235V163H234ZM237 165H238V164H237ZM104 166H106V165H104ZM115 166H116V165H115ZM121 166H122V165H121ZM151 166H152L151 170H154V169H153V165H151ZM221 166H222V165H221ZM255 166H256V165H255ZM77 167H78V166H77ZM92 167H93V166H92ZM106 167H108V166H106ZM110 167H111V166H110ZM110 167H109V168H110ZM133 167H134V166H133ZM135 167H136V166H135ZM160 167L162 168V166H160ZM178 167L181 168L180 165H179ZM227 167H228V166H227ZM246 167H247V166H246ZM73 168H74V167H73ZM81 168H82V167H81ZM100 168H101V167H99V169H100ZM109 168L107 169V172H108ZM179 168H178L177 171H179ZM76 169H77V168H76ZM88 169H90V168H88ZM99 169H98V170H99ZM102 169H103V168H102ZM104 169H106V168H104ZM112 169H113V168H112ZM137 169H138V168H137ZM73 170H74V169H73ZM110 170H111V169H110ZM128 170H129V169H128ZM135 170H136V168H135ZM158 170H159V169H158ZM180 170H182V168H181ZM186 170H188V169H186ZM192 170H193V169H192ZM89 171H91V170H89ZM113 171H115V169H114ZM118 171H120V170H118ZM125 171H126V170H125ZM143 171H144V170H143ZM146 171H147V170H146ZM183 171H185V169L182 170L181 172L184 173ZM188 171H189V170H188ZM188 171H187V173H188ZM203 171H204V170H203ZM215 171H216V170H215ZM104 172H106V171H104ZM121 172H122V171H121ZM139 172H141V171H139ZM185 172H186V171H185ZM75 173H77V172H75ZM118 173H119V172H118ZM132 173H133V172H132ZM151 173H153V171H152ZM158 173H159V172H158ZM178 173H179V172H178ZM190 173H191V172H190ZM205 173H207V172H205ZM216 173H217V172H216ZM216 173H214V174H216ZM51 174H52V173H51ZM83 174H84V173H83ZM89 174H90V173H89ZM92 174H93V173H92ZM99 174H100V173H99ZM105 174H106V173H105ZM115 174H116V173H115ZM137 174H138V172H137ZM139 174H140V173H139ZM165 174H170V173L167 172V173H165ZM165 174H164V175H165ZM172 174H173V173H172ZM230 174H231V173H230ZM36 175H37V174H36ZM107 175H109V174L107 173ZM110 175H111V174H110ZM158 175H159V174H158ZM180 175H181V174H180ZM180 175H179V176H180ZM188 175H189V174H188ZM37 176H38V175H37ZM72 176H73V175H72ZM87 176H88V175H87ZM94 176H95V175H94ZM96 176H97V175H96ZM96 176H95V177H96ZM111 176H113V174H112ZM111 176H109V178H110ZM159 176H160V175H159ZM230 176H231V175H230ZM101 177H102V175H101ZM104 177H106V175H105ZM104 177H103V178H104ZM107 177H108V176H107ZM138 177H139V175H138ZM146 177H147V176H146ZM154 177H155V176H154ZM170 177H172V176H170ZM71 178H72V177H71ZM78 178H79V177H78ZM80 178L83 179V177H81V176H80ZM112 178H114V177H112ZM164 178H166V177H164ZM215 178H216V177H215ZM226 178H227V177H226ZM97 179H99V178L97 177ZM107 179H108V178H107ZM142 179H143V178H142ZM160 179H162V177H160ZM169 179H170V178H169ZM173 179H174V178H171L170 181L173 180ZM178 179H179V178H178ZM182 179H183V178H182ZM182 179H181V180H182ZM103 180H105V179H103ZM112 180H113V179H112ZM117 180H118V179H117ZM136 180H137V179H136ZM139 180H141V178H139ZM164 180H165V183L169 181L168 178H167L168 181H166V179H162V181H164ZM176 180H177V179H176ZM184 180H186V179H184ZM197 180H198V179H197ZM211 180H212V179H211ZM240 180H241V179H240ZM244 180H246V179H244ZM93 181H94V180H93ZM93 181L90 182V184H91V183H94ZM105 181H106V180H105ZM108 181H110V180L108 179ZM158 181H159V180H158ZM162 181H161V182H162ZM170 181H169V183H170ZM173 181H174V182H172V184L174 185L176 181H175V179H174ZM177 181H178V180H177ZM182 181H183V180H182ZM182 181H180V186L182 185V186L184 187V181H183V182H182ZM200 181H201V180H200ZM229 181H230V182H229ZM96 182H97V181H96ZM113 182H114V180H113ZM156 182H157V181H156ZM159 182H160V181H159ZM178 182H179V181H178ZM181 182H182L183 184H181ZM185 182H186V181H185ZM231 182H232L231 179H228L227 181H225V180L222 181V180L220 179L219 181H216L215 183H214V182H213L212 184H211V183H208L207 187L204 185V187H206V189H205V188H201V187H203V185H202L201 187L199 186V187H200L199 193H200V194L202 193V195L199 197V199H202V200H203L204 198H209V199H210V196L212 195V192H215L216 195H220V194H225V192H226L227 189H230V190L235 189V186H234ZM72 183H73V182H72ZM82 183H83V181H82ZM86 183H87V182H86ZM104 183H105V182H104ZM115 183H116V182H115ZM142 183H143V182H142ZM169 183H168V184H169ZM194 183H195V182H194ZM194 183H193V184H194ZM200 183H201V182H200ZM64 184H65V183H64ZM78 184H79V183H78ZM88 184H89V183H88ZM88 184H87V185H88ZM90 184H89V185H90ZM102 184H103V183H102ZM112 184H113V183H112ZM159 184L161 185V183H159ZM186 184H187V183H186ZM235 184H236V183H235ZM66 185H67V184H66ZM66 185H65V186H66ZM69 185H71V184H69ZM76 185H77V184H76ZM87 185H85V187H86ZM100 185H101V183H100ZM104 185H105V184H104ZM152 185H153V184H152ZM166 185H167V184H166ZM166 185L164 184L163 186L166 188ZM173 185H172V186H173ZM187 185H188V184H187ZM215 185H217V186H215ZM238 185H239V184H238ZM58 186H59V185H58ZM71 186H72V185H71ZM90 186H91V185H90ZM97 186H98V185H97ZM118 186H119V185H118ZM156 186H157V185H156ZM161 186H162V185H161ZM174 186H176V185H174ZM180 186H179L178 188H180ZM66 187H67V186H66ZM81 187H82V185H81ZM100 187H101V186H100ZM158 187H160V186H158ZM164 187H160V189H161V190H163V189L165 190ZM168 187H169V185H168ZM168 187H167V188H168ZM72 188H73V187H72ZM97 188H98V187H97ZM97 188H96V189H97ZM162 188H163V189H162ZM181 188H182V187H181ZM190 188H191V187H190ZM240 188H241V187H240ZM70 189H71V187L69 188V190H70ZM104 189H105V188H104ZM173 189H174V188H173ZM173 189H172V190H173ZM196 189H198V186H197ZM61 190H62V189H61ZM61 190H60V191H61ZM65 190H67V189H65ZM88 190H89V189H88ZM92 190H94V189H92ZM129 190H130V189H129ZM185 190H186V188H185ZM191 190L193 191L192 188H191ZM191 190H190V192H192ZM239 190H240V189H239ZM67 191H68V190H67ZM100 191H101V190H100ZM119 191H121V190H119ZM183 191H184V189H183ZM183 191H181V192H183ZM187 191H189V190H187ZM196 191H197V190H196ZM57 192H58V190H57ZM86 192H87V191H86ZM122 192H123V191H122ZM158 192H159V191H158ZM190 192H189L187 195H189ZM197 192H198V191H197ZM204 192H205V193H204ZM239 192H240V191H239ZM247 192H248V191H247ZM258 192H259V191H258ZM59 193H60V192H59ZM87 193H88V192H87ZM116 193H118V192H116ZM142 193H143V192H142ZM156 193H157V192H156ZM192 193H193V192H192ZM199 193H198V195H200ZM226 193H227V192H226ZM228 193H229V192H228ZM231 193H232V192H231ZM159 194H160V193H159ZM161 194L163 195V193H161ZM195 194H197V193L195 192ZM93 195H95V194H93ZM103 195H104V194H103ZM116 195H117V194H116ZM118 195H119V194H118ZM123 195H124V194H123ZM123 195H122V196H123ZM127 195H128V194H127ZM127 195H126V196H127ZM139 195L141 196V194H139ZM154 195H155V194H154ZM157 195H158V193H157ZM157 195H156V196H157ZM166 195H168V194H166ZM179 195H180V194H179ZM183 195H184V194H183ZM183 195H182V196H183ZM185 195H186V194H185ZM228 195H229V194H228ZM233 195H234V194H233ZM238 195H239V194H238ZM238 195H237V198H238ZM75 196H76V195H75ZM114 196H115V195H114ZM136 196H137V195H136ZM136 196H134V197L136 198ZM148 196H149V195H148ZM156 196H155V197L153 196V199L156 198ZM164 196H165V195H164ZM164 196H163V197H164ZM189 196H190V195H189ZM239 196H240V195H239ZM85 197H86V196H85ZM88 197H89V196H88ZM98 197H99V196H98ZM127 197H129V196H127ZM173 197H175V196L173 195ZM195 197H196V196H194V198H195ZM232 197H233V196H232ZM234 197H235V196H234ZM100 198H101V197H100ZM111 198H112V197H111ZM124 198H125V197H124ZM131 198H132V197H131ZM159 198H160V197H159ZM159 198H158V199H159ZM165 198H166V197H165ZM175 198H176V197H175ZM175 198H174V199H175ZM184 198H185V196H184ZM242 198H243V197H242ZM53 199H54V198H53ZM95 199H96V198H95ZM114 199H115V198H114ZM118 199H119V196H118ZM122 199H123V198H122ZM162 199H163V198H162ZM176 199H177V198H176ZM186 199H187V197H186ZM221 199H222V198H221ZM243 199L245 200V198H243ZM248 199H249V198H248ZM254 199H255V198H254ZM85 200H86V199H85ZM125 200H126V199H125ZM189 200H191V199H189ZM189 200L187 199V201H189ZM196 200H197V199H196ZM231 200H232V198H231ZM83 201H84V200H83ZM89 201H91V200H89ZM94 201H95V200H94ZM160 201H161V198H160ZM163 201H165V200H163ZM169 201H170V200H169ZM177 201H179V199H178ZM194 201H195V200H194ZM198 201H200V200H198ZM234 201H235V200H234ZM245 201H246V200H245ZM253 201H254V200H253ZM60 202H61V201H60ZM74 202H75V201H74ZM84 202H85V201H84ZM86 202H87V201H86ZM92 202H93V201H92ZM128 202H129V201H128ZM153 202H154V201H153ZM161 202H162V201H161ZM166 202H167V204L169 205V203H168V199H167ZM191 202H192V201H191ZM201 202H202V201H201ZM247 202H248V201H247ZM249 202H250V201H249ZM256 202H257V201H256ZM98 203H99V202H97V204H98ZM131 203H132V202H131ZM158 203H159V202H158ZM177 203H178V202H177ZM185 203H186V202H185ZM195 203H196V202H195ZM202 203H203V202H202ZM206 203L209 204L208 201H206ZM238 203H239V201H238ZM88 204H89V203H88ZM91 204H92V203H91ZM135 204H136V203H135ZM135 204H134V205H135ZM187 204H188V203H186V205H187ZM210 204H212V203H210ZM234 204H235V202H234ZM236 204H237V203H236ZM58 205H59V204H58ZM75 205H77V204H75ZM86 205H87V204H86ZM125 205H126V204H125ZM162 205L164 206V203H163V204L161 203V206H162ZM181 205H182V204H181ZM189 205H190V204H189ZM192 205H193V204H192ZM198 205H199V204H198ZM212 205H213V204H212ZM219 205H220V204H219ZM253 205H254V203H253ZM258 205H259V204H258ZM87 206H88V205H87ZM95 206H96V205H95ZM117 206H118V205H117ZM135 206H137V205H135ZM163 206H162V207H163ZM187 206H188V205H187ZM187 206H186V207H187ZM199 206H200V205H199ZM202 206H203V205H202ZM208 206H209V205H208ZM243 206H244V205H243ZM126 207H127V206H126ZM128 207L131 209V206L128 205ZM166 207H167V206H166ZM166 207H163L164 209H163V208H162V209L165 210V211L167 212V210L165 209ZM170 207H171V206H170ZM178 207H179V206H178ZM181 207H182V206H181ZM186 207H185V208H186ZM210 207H211V206H210ZM212 207H213V206H212ZM92 208H93V207H92ZM122 208H123V207H122ZM129 208H128V209H129ZM137 208H138V207H137ZM179 208H180V207H179ZM179 208H177V209H179ZM182 208H183V207H182ZM214 208H215V207H214ZM230 208H231V207H230ZM244 208H246V207H243V209H244ZM82 209H83V208H82ZM126 209H127V208H126ZM128 209H127V211H129ZM155 209H157V207H156ZM167 209H168V208H167ZM169 209H170V208H169ZM205 209H206V207H205ZM239 209H240V208H239ZM188 210H189V209H188ZM218 210H219V209H218ZM245 210H246V209H245ZM247 210H249V208H247ZM122 211H125V210L123 209ZM140 211H141V210H140ZM160 211H161V209H160ZM160 211H159V212H160ZM180 211H182V210H180ZM197 211H198V210H197ZM200 211H201V210H200ZM206 211H207V210H206ZM214 211H215V210H214ZM220 211H221V210H220ZM242 211H243V210H241L240 212H238L239 215H242V214L244 213V212H242ZM162 212H163V211H162ZM166 212H164V213L166 214ZM245 212H246V211H245ZM88 213H89V212H88ZM103 213H104V212H103ZM124 213H125V212H124ZM124 213H122V214H124ZM129 213H131V212L129 211ZM129 213H128L127 217H128V216H133V212H132V214H130V215H129ZM167 213H168V212H167ZM171 213H172V212H171ZM191 213H192V212H191ZM205 213H206V212H205ZM85 214H86V213H85ZM125 214H127V213H125ZM125 214H124V217L126 216ZM156 214H158V213H156ZM188 214H189V213H188ZM222 214H223V213H222ZM245 214H246V213H245ZM249 214H250V213H249ZM120 215H121V213H120ZM120 215H118V217H119ZM138 215H139V214H138ZM138 215H137V216H138ZM143 215H144V214H143ZM150 215H151V214H150ZM172 215H173V214H172ZM172 215H170L171 218H172ZM228 215H229V214H228ZM236 215H237V214H236ZM86 216H88V215H86ZM86 216H85V217H86ZM152 216H153V215H152ZM158 216H161V218H162L163 215H161V213H160V215H157V218H158ZM170 216H168V217H170ZM195 216H196V215H195ZM195 216H194V217H195ZM225 216H226V215H225ZM243 216H244V215H243ZM82 217H83V216H82ZM173 217H174V215H173ZM177 217H179V216H176V218H177ZM237 217H238V216H237ZM253 217H254V216H253ZM83 218H84V217H83ZM122 218H123V215H122ZM125 218H126V217H125ZM129 218L132 219V217H129ZM129 218H128V220L131 221V219H129ZM134 218H136V217H134ZM134 218H133V219H134ZM137 218H138V217H137ZM149 218L151 219L152 217L149 216ZM155 218H156V217H155ZM159 218H160V217H159ZM161 218H160V219H161ZM164 218H166V217H164ZM192 218H193V217H192ZM203 218H204V216H203ZM210 218H211V217H210ZM210 218H209V219H210ZM233 218L235 219L236 216L233 217ZM133 219H132V220H133ZM204 219H205V218H204ZM122 220H123V219H122ZM137 220H138V219H137ZM181 220H182V219H181ZM236 220H237V219H236ZM262 220H263V219H262ZM123 221H125V220H123ZM145 221H146V220H145ZM148 221H149V220H148ZM153 221H154V220H153ZM109 222H110V221H109ZM109 222H107V223H109ZM117 222L119 223L118 220H117ZM126 222H127V221H126ZM159 222H160V221H159ZM159 222H158V223H159ZM162 222H163V221H162ZM184 222H185V221H184ZM192 222H193V221H192ZM199 222H200V221H199ZM217 222H218V221H217ZM263 222H264V221H263ZM82 223H83V222H82ZM112 223H113V220H112ZM112 223H111V224H112ZM120 223H121V219H120ZM124 223H125V222H124ZM130 223H131V222H130ZM138 223H139V222H138ZM153 223H154V222H153ZM180 223H181V221H180ZM207 223H208V222H207ZM215 223H216V221H215ZM83 224H84V223H83ZM92 224H95V223L92 222ZM111 224H110V225H111ZM121 224H122V223H121ZM147 224H148V223H147ZM181 224H182V223H181ZM197 224H198V223H197ZM236 224H237V223H236ZM236 224H235V225H236ZM263 224H264V223H263ZM84 225H85V224H84ZM118 225H119V224H118ZM127 225H128V224H127ZM148 225H149V227L151 226L150 224H148ZM148 225H146V226L148 227ZM182 225H183V224H182ZM182 225H181V226H182ZM119 226H120V225H119ZM123 226H124V224H123ZM146 226H145V227H146ZM152 226H153V225H152ZM190 226H191V225H189V227H190ZM199 226H200V224H199ZM83 227H84V226H83ZM109 227H110V226H109ZM135 227H136V225H135ZM143 227H144V226H143ZM162 227H163V226H162ZM167 227H168V226H167ZM89 228H90V227H89ZM120 228H123V227L120 226ZM150 228H151V227H150ZM152 228H153V227H152ZM175 228H176V227H175ZM182 228H183V226H182ZM182 228H181V229H182ZM191 228H192V227H191ZM91 229H92V228H91ZM125 229H126V228H125ZM202 229H203V228H202ZM206 229H207V228H206ZM209 229H210V228H209ZM89 230H90V229H89ZM97 230H99V229H95V231H97ZM108 230H109V229H108ZM128 230H129V229H128ZM130 230H131V229H130ZM130 230H129V231H130ZM163 230H164V229H163ZM166 230H167V229H166ZM183 230H184V229H183ZM183 230H182V232H183ZM189 230H190V229H189ZM189 230H188V231H189ZM199 230H200V228H199ZM211 230H212V229H211ZM116 231L118 232L119 230L117 229ZM164 231H165V230H164ZM164 231H163V233H161L162 236H164ZM168 231H169V229H168ZM201 231H202V230H201ZM201 231H200V235L202 234ZM109 232H110V231H109ZM111 232H112V231H111ZM124 232H125V230H124ZM124 232L122 231L123 235H124ZM151 232H152V231H151ZM212 232H213V231H212ZM120 233H121V232H119V235H120ZM126 233H128V232H125V234H126ZM185 233H186V232H185ZM206 233H207V232H206ZM178 234H179V233H178ZM186 234H187V233H186ZM191 234H192V233H191ZM117 235H118V234H117ZM151 235H153V234H151ZM151 235H150V236H151ZM154 235H155V233H154ZM180 235H181V234H180ZM115 236H116V235H115ZM121 236H122V234H121ZM121 236H120V237H121ZM150 236H149V237H150ZM174 236H175V235H174ZM201 236H202V235H201ZM111 237H112V235H111ZM134 237H135V236H134ZM164 237H165V236H164ZM205 237H206V236H205ZM209 237H212V236L210 235ZM121 238H124V237H121ZM173 238H174V237H173ZM188 238H189V237H188ZM202 238H203V237H202ZM175 239H176V238H175ZM84 240H85V241H84ZM122 240H123V239H122ZM147 240H148V239H147ZM147 240H146V241H147ZM153 240H155V239H153ZM159 240H160V239H159ZM179 240H180V239H179ZM177 241H178V240H177ZM114 242H115V241H114ZM120 242H121V241H120ZM142 242H143V241H142ZM79 243H80V244H83V245L85 246L86 254L81 255V254L79 253V251L77 250L78 253L75 255V253H76V250H75V253L73 254V255L75 256V259H77V260H82V259H83L84 262L88 261V264H102V263H101V260H102V259H107V258H108L109 261H108L106 264H120V263L117 262V260L120 259V256H121V255L119 254V251H117V252L115 253V248H114L112 245H110V246L108 247V250L106 249L107 251H105V249H103V251H102L103 253H102V252L100 253V251H101V250L99 249V245H100V243L98 242V239L96 238V236L93 235L90 239H89V238H88V239H87V238H83V241H79ZM151 243H154V242L151 241ZM175 243H176V240H175ZM178 243H179V242H178ZM140 244H142V243H140ZM75 245H76V243H75ZM117 245H118V244H117ZM153 245H154V244H153ZM151 246H152V245H151ZM118 247H119V246H118ZM140 247H141V246H140ZM119 248H120V247H119ZM144 248H145V247H144ZM175 248H176V247H175ZM129 249H130V248H129ZM132 249H133V248H132ZM73 250H74V249H73ZM139 250H140V249H139ZM142 250L144 251V249H142ZM170 250H171V252H172V249H171V248H170ZM176 250H177V249H176ZM204 251H205V250H204ZM141 252H142V251H141ZM169 252H170V251H169ZM174 252H175V251H173V253H174ZM202 252H203V251H202ZM207 252H208V251H207ZM142 253H143V252H142ZM142 253H141V254H142ZM175 253H176V252H175ZM105 254H107V256H106ZM119 255H120V256H119ZM131 255H132V254H130V256H131ZM176 255H177V254H176ZM105 256H106V257H105ZM122 256H123V255H122ZM130 256H129V257H130ZM159 257H160V255H159ZM84 258H85V259H84ZM122 258H123V257H122ZM171 258H172V257H171ZM135 259H136V257H135ZM137 259H138V258H137ZM120 260H121V259H120ZM138 260H139V259H138ZM175 260H176V259H175ZM132 261H133V260H132ZM128 262H129V261H128ZM131 263H132V262H131ZM134 263H136V262H134ZM134 263H133V264H134ZM167 263L169 264V262H167ZM173 264H174V263H173Z\"/></svg>",
    "mask_w": 264,
    "mask_h": 264
}]
</instances>
